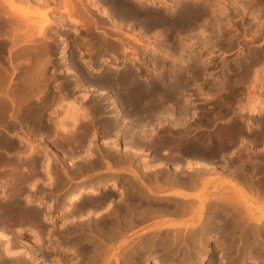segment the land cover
<instances>
[{"label":"rangeland","instance_id":"rangeland-1","mask_svg":"<svg viewBox=\"0 0 264 264\" xmlns=\"http://www.w3.org/2000/svg\"><path fill=\"white\" fill-rule=\"evenodd\" d=\"M139 1L128 0V2H130L132 4L137 2L136 4H138V6H139V8L141 10L149 11L151 13H156L157 12L159 14H162L163 16H167L168 19H167V17H164L163 21H159L160 19H156L155 17H154V19L150 20L148 18L151 17V16L147 17L146 15H143V14L139 15V16H133V17L132 16H122L120 14H117V15L116 14L115 15L112 14V16H113L111 18L112 21H113V23H112L110 18H108L107 15L105 14L106 13L105 11L108 12V11H111V10L108 8V5H106L105 3H102L103 2L102 0H95V4L98 5L97 7H94V6L92 7L91 6L92 4H91V2L89 0H81V5L83 6V7L81 6V9H82V11L84 10V12L87 13L86 14L87 16L86 15L85 16L88 17L87 19L83 20L84 22L83 21H75V22H73L72 20L68 19V14L63 13L65 15L64 19H63L64 23L61 25L60 29H59L60 26H58V25L55 26L54 25V27H56L57 30L59 29V31L53 33V35L51 34L52 38L56 34V36H55L56 40H55V37H54L53 41L54 42L57 41L56 44L53 45V47H54L52 49V54L53 55L52 54L51 55H52V57L55 54H57V53H59L60 55L57 58H55V57L50 58V60L52 59L53 61L51 60V62L49 63L51 65L47 64V66H46L47 70L44 73H47V74H45V77L48 79V80H46V78H45V81L47 82L46 83L47 85H45V86L47 88L44 89V87H45L44 86V87H42L43 88L42 90H40L41 88L38 90V91H42L43 93L42 92H35L37 90H34V93H36V94L33 95V98L31 96L33 93L31 95L29 93V97H28V102L27 103L30 104V105L33 104L34 106H39V107L41 106L40 108L43 109V112L40 109L42 114L40 115L39 118H36V119H40L42 116L45 115V112L48 110V114H49L48 115V119L49 120L50 119H55L57 116H59V117L61 116L62 117L64 115L63 116L64 118H62V120L66 121L67 124L73 125V129L72 130L70 129L71 131H69V129H68L67 132L65 133V131L62 130L64 135L62 134V132H59L60 129L58 130V128L56 127L57 129L55 128L56 130L54 129V132L56 133V135H58L57 136L58 139H60L59 137H61L62 135H63V137H61V138H63V139H67L70 135L72 137L74 136L73 138L70 136V138H72V139L68 138V140H74V139L78 138L79 136H81V135L76 136V134L78 133V129L80 127L81 128L84 127L85 124L89 125L90 121H88V120L91 119L90 118L91 116L88 115L89 116V117H87V119H88L87 121L88 122L86 121L85 123H84V120L82 118H80L79 116H78L79 118L75 117L77 122L80 121L79 125H78L77 123L74 124V121H72V119L74 117L72 118V116L70 114H68L69 112L63 113L61 111L63 110L64 107H65L64 109H67L68 107H69L68 109H70V108L72 109L73 105L76 106V107L79 106L78 108L80 109V111H81L82 108H86L87 106H88V109H89L90 104L89 105H87V104L90 103L93 100V98H94V100L97 99V95L98 94L94 95V94L97 93L95 90H93V91L89 90L88 91L84 87L79 89V90H76L74 95H69L68 98H67V96H65L59 102V104H58L59 107L57 105H55L54 102H51L48 106H46V104L44 103V100L46 98L45 95H46V92L48 91V88L50 90L49 83L51 81L56 80L58 78V77L57 78L55 77L54 79H53V77L52 78H48L50 76V74H48V69L52 66L53 62L54 63L57 62V61H54V59H58V58L62 59V61L59 60V61H61L60 64L56 63L54 65L55 67L60 68V71L67 70V71H65L67 75H73L71 72H69L70 69L66 65V62H67L66 59H67V56H69L68 54L70 53V51L73 53V55L76 54L75 57H74L76 61L73 60L75 62L74 63L75 64L74 67L76 66V69L78 68L77 70L80 71V73H83V74H81L82 76H84L86 74L87 77H89V76L90 77H101V76H103V73L104 74L111 73V74L115 75L116 73L117 74L122 73L123 70H128L130 68L129 70H133L134 69L133 71L135 73H137V75L139 76L138 81H139V83L141 82V84L148 85L150 83L151 84L157 83L158 85L161 84L162 86H164L166 84L165 82L170 83L171 81H177L178 83H181L182 87L179 86L180 88H179V90L176 93L177 97H175L176 99L174 98L176 101L173 99V102L170 101L171 104H169V102L167 100L164 101V104H169V107H170V105H175L176 104L175 105L176 109H174V111H176V112H174V113L172 112L174 115L172 114V116L170 117V116H168V113L166 114V111H163V112L161 111V113L159 111L155 115V117L153 119H151V121H149L143 127L144 130L140 132V134H142V132H143V135H141L142 138H143V136H145L147 139H150L152 142H153V140L155 142L157 138H158L157 140H159V138H160V140H162L161 141L162 143L161 142H160V144L153 143L155 145L154 149H152L154 147V145L151 144L152 142H149V144L147 142L145 144L146 146L145 145H142V146L139 145L138 148H139L140 152H138V153H136L134 155V154L130 153L128 151L127 147L125 146V143H127L128 146H132L131 143H128V142L124 143V141L122 140L123 138L121 137V135L113 136V133L105 134V131H103V130L99 131L98 127H95V125H94V124H96V120L94 121V119H93V123H91L88 126V129L86 130V132L84 134H82V136H81L82 143H83V141H88L89 144L88 143L87 144L84 143L83 144L84 146L82 145L79 148L80 150L75 151L74 155H71V154L70 155H66L67 157L64 158V157H61L59 155V152H55L54 156L51 155L50 150H48L44 146H41L40 144H38L35 139H31L30 138L31 135H34L35 133L33 134V133H28L26 131L16 130V132L12 135V137H15V136L17 137L18 136L22 140V141H20L21 145H19L20 143L18 144V143L14 142L11 145H12V147H14V145H15V147L12 148L9 145L10 147L9 148L7 147V149L9 151H11L13 149H16V150L19 149V151H23V152H26V151L29 152L30 151V153H27L26 155H24V154L20 155V156L25 157V159H24L25 161L23 160L22 164H24L26 167L28 166L27 168H29V169L31 168L32 169V167H34V166L33 165L31 166V164H34L35 161H37V158H41L40 156H41V152L42 151H46V152H44L42 154V156H44V157L46 156V157H48V159H50L49 163H48L47 162L48 159L46 157L45 158L43 157L44 160H42V165H41V167H43V173L41 175L34 173L31 176V174H30V175H27V177L24 178V180H23L22 177L20 178L19 176H16L18 178H16L15 176L14 177L12 176V178L10 177L13 180H17L15 182L16 184L14 185V187L17 186L16 190H17V194H19L18 195V201L21 200V201H19V203H21L23 201H26L29 207H34V204L37 202V200L38 199H42L41 211L46 213L47 220H45V221L43 220V222L39 221L41 223H39V222H33V223L29 222L30 223L29 224L28 221H26L22 217L21 214L19 215V214L15 213L17 217L19 216V218H15L14 217L15 216L14 213L13 214H6V217H3L1 215L2 213H0V215L2 216V217L0 216V224H2V227L0 226V230L1 231L3 229L6 230V231H4V230L3 231L5 233H7L8 235H10V236L6 237V239L5 238H3V239L0 238V247L2 246L4 248V246L7 245L8 248H10V249H8V250H10V252H8L9 254L7 253L5 257L2 254L1 256H3V258H1V259L5 260V261H11L13 263L15 262V264H19V263L20 264H25L24 262H27V261L29 262L30 260H35L34 261L35 264H43V263L45 264V262H46V264L47 263L48 264H73L74 262H78V261L81 262V260L85 259L87 257V253L90 251V247L92 246V244H95V248L97 247V249H99V250L101 249L102 251H104L105 262H107V263L104 262V264H108V262H109V264H111L112 263L111 261L113 260V258L115 256H118V254H119L118 257H120V258L118 259V257H117V263H119V264H137V263L138 264H154L153 263L154 260L157 259L155 257V254L159 253L160 257H162L163 254H164L163 257L168 254L165 251L169 247V246L166 247L165 241H168V240H166L165 236L169 238L172 235L171 233H173V235H174V233L176 231L178 232V230L180 231V229H181V231H185V230H187L190 227V226H187L188 224L190 225V223H192L193 221H198L199 220L197 222V224H201L202 226H205V225L208 224L207 226H205L206 228L203 231L204 235H206V233H208L206 235V236H208V241L206 242V246L209 247V249L205 253V256H204L205 259H204L203 264H216V262H219L220 264H241L240 263L241 261L237 260V259H240L241 256H242L244 258L243 261L246 262V260H247V256H246L247 253L246 252H250V250L247 251L248 250L247 246H248V244L250 245L253 242L250 241V243H249V240H245L244 244H243V241H241L239 245L244 248L242 250L243 252L241 251L242 253L239 254L240 258L237 257L234 260V262L231 263L230 255L233 256V254H235V252L232 249V247L234 245L231 244V240H230V236L231 235L230 234L239 232L240 228L241 229L243 228V229H245L247 231L249 230L250 232L256 234L255 232H257V230H255L253 228L255 226V224H256L254 222L256 221V222H258L257 223L258 225L256 224L255 228H258V226H259V228H262V229H259L260 231L262 230L261 232L260 231L259 232L261 233L260 236H262V235L264 236V228H263L264 227L263 226L264 225V219H263L264 216L261 214L262 212H264V211H262L264 209H262V210L260 209L261 207L264 208V206H263L264 205V178H263L264 176H262V175H264V170H263L264 169V135H255L256 127H258V126L253 125L254 122L260 121L262 118H264V112H263L264 109H259V108H256L258 106H255V105H258L257 102H260V104H264V99L261 97L262 96L261 95L262 91L260 90V86L262 85V83L264 81V61H263L264 60V35H263L264 28L259 27V25L262 26L263 24H258V21H254L252 23H248V20H250V19L259 18V17H262V16L264 17V13H263L264 12V7L259 9V7L257 8V7L252 6V5L251 6H245L244 5V4L249 3V2H251V4H255V3L259 2V0H250V1L249 0H228V1L225 0L227 2H225L224 0H221V1H218L219 3H217V2L214 3V0H196V1L195 0L194 1L193 0H167V1L166 0L165 1L164 0H139ZM55 2H57L59 4L61 3L60 7L63 8V4L62 3L64 2V0H55ZM152 2H153V4H151ZM220 3H221V5H220ZM187 4H189L190 6H188ZM215 4L217 5L218 8L216 7ZM223 5H225V6H223ZM148 6H150V7H148ZM185 6H187L188 8L185 7ZM243 6H244V8H243ZM189 7H191V8H189ZM203 7H204V9H203ZM224 7H226V8H224ZM185 8L189 9V12H190L189 13V16H190L189 20L190 21L188 22V24L184 23L185 21H184V17L183 16L186 13L183 12V11H185ZM242 9H244V10H242ZM158 10H159V12H158ZM193 10L194 11L197 10V11L194 12V14H192ZM258 10H259V12H258ZM200 11L201 12L203 11V12L199 13ZM54 13L56 15H58V16L62 15V13L57 11V10L54 11ZM180 13H182V14H180ZM195 14H198V15H195ZM179 16L180 17L182 16L181 17L182 19ZM89 17L93 18V19H90ZM169 17H171V19ZM190 18H192V19H190ZM202 18L205 19V20H203ZM197 21H199V22H197ZM84 23H85V26L83 25ZM86 23H88L89 25L88 24L86 25ZM244 25H248V26L244 27ZM252 26H256V27L255 28H251ZM114 29H116V30H114ZM256 29H258V30H256ZM107 30H108V32H106ZM102 31H103V35H102ZM1 32H3V31H1ZM1 32H0V40L6 37V35H3V33H1ZM2 36H5V37H2ZM101 36H102V38H101ZM112 38L113 39L115 38V39L113 40ZM118 38H119V40H118ZM235 38L237 40H235ZM217 40L218 41L220 40V41L216 42ZM35 41H32V42L29 41L28 43L22 41L23 43L19 42L18 44H15V45L12 44V42H11L13 47L10 44V41H7L6 42V46L4 47L6 49L3 48L2 50H0V62L3 63L4 59H6V57L9 54V53L7 54V52H9V50H11V49H14V50L11 51L12 53H15V52H18V51L19 52H25L24 50L31 49V53L33 54V52H35V49L33 51V48H29V46H31V44H32V47L34 46V48H37L36 51L38 50V46H39V50H40L42 47H44V45L46 46V44H48V42L47 41L46 42L43 41L42 38L39 39V40L35 39ZM37 41H39V42H37ZM259 41H262V42L261 43H256V42H259ZM201 42H202V45H201ZM20 43H21V45H20ZM214 43H215V45H214ZM253 43H256V44H253ZM26 44L28 45V49L26 48L27 47ZM108 44H109V46H107ZM10 45H11V47H10ZM112 45H113V47H112ZM114 45H115V47H114ZM165 45H167V46H165ZM7 46H9L11 49L9 47H7ZM14 46H16V47H14ZM24 46H25V49H23ZM206 46H208V47H206ZM86 47H88V48L90 47V49H92V50H90L91 52L89 51V49L87 50ZM170 47L172 49H170ZM8 48H9V50H8ZM102 48L103 49L105 48V51L103 52V54H101V57H100V54H97V53L99 52V49L101 50ZM177 48H179V49H177ZM201 48H203V51H202ZM16 49L18 51H16ZM54 49H55V51H54ZM56 49H58V50H56ZM67 50H69V51H67ZM84 50L86 52H84ZM95 51H97V52L95 53ZM79 52H80V57H81L80 59L81 60L79 58H77V57H79L78 56ZM180 52H182V53H180ZM165 53H167V54H165ZM173 54H175V55H173ZM91 55H93V56L91 57ZM134 55H136L137 57H135ZM21 56H19V59L21 58ZM169 57L171 59H169ZM248 57L251 59L250 62L246 61V59ZM23 58H21V59H23L22 61L23 62L26 61L25 58H27V57L24 56ZM176 58H177V60H175ZM182 58L185 59V60H183ZM83 60L86 61V62H84ZM87 61H88V64H87ZM95 61H96L97 64L100 63L99 64L100 66H99L98 69H96V71L93 72L92 70L90 71V67H89L90 64L89 63L93 64ZM64 63H65V65H63ZM96 63H94V64H96ZM227 63H229V64H227ZM77 64H79L78 66L80 68L77 66ZM85 65H87V66H85ZM21 66H22V68H24L23 65H21ZM238 66H239V68H238ZM22 68L20 67V69H22ZM147 68H148V70H146ZM168 68H169V70H166ZM82 69L84 70L85 73L83 72ZM87 69H89V70H87ZM197 70H198V72H197ZM139 74H141V75H139ZM47 75H48V77H47ZM51 75H53V74H51ZM84 77L86 78V76H84ZM75 78H76V82H78L77 81L78 78L73 76V80H75ZM146 79H147V81H146ZM179 80H181V81H179ZM149 81H150V83H149ZM12 82H15V80L12 81ZM212 82H214V83H212ZM232 85H233V87H232ZM214 87H215V89H214ZM222 87H223V89H222ZM84 89H85V91H84ZM79 91L82 92V94L81 93L80 94L77 93ZM84 94H87L86 95L87 97ZM41 95H42V97H43V95L45 97L41 98ZM100 95H98V96L100 97ZM103 95H105V94H103ZM103 95H101V96H103ZM83 97H86V98H83ZM89 97H92V98H89ZM33 99H35V100H33ZM108 99H110V98H106V101H108V102H106V105L107 106L109 105L110 107H113V105L110 103L111 99L110 100H108ZM80 100L81 101L83 100V101L81 102ZM78 101H80V103H78ZM37 102L39 104L43 102L45 104V106L42 105L43 103L39 105ZM77 103H78V105H77ZM43 106H44V108H42ZM184 106H185V109H184ZM180 107H181V110H180ZM59 108H61L62 110L59 109ZM182 108L184 109V111H182ZM111 109L114 110L113 108H111ZM202 109H203V111H202ZM218 109L220 110V113H219ZM57 110H59V111L57 112ZM213 111H215V112H213ZM162 113H164L165 115L162 114ZM91 115H94V114L92 113ZM216 115H218V116H216ZM66 116H68V117L65 119ZM165 117H167V118H165ZM33 119H35V118H33ZM78 119H79V121H78ZM10 121H13V120H10ZM209 121H211V122H209ZM2 122L3 123L7 122V123H5L3 125ZM82 123L84 125H82ZM168 123H170V125ZM0 124L5 126L6 130L9 131V132H13L14 129L17 127L13 123H10V125H9L7 119L0 120ZM180 124L181 125L183 124V125L181 126ZM231 124L232 125L236 124V125H239V126L241 125L240 126L241 127L240 130L236 131L234 133L232 132V134H231V126H232ZM76 125L79 126V127H77ZM48 126L50 127L51 125H48ZM228 126L230 127V129H229ZM74 127L77 128V129H75ZM101 127H103V126L101 125ZM244 127H245V129L243 130ZM8 128H10V130H8ZM174 129L178 130V131H186L187 130L186 131L187 135H190V133H192L191 134L192 136L198 135L197 136L198 138L200 136V139H202V143L200 144L202 150H199L200 152H198V153H194V155L192 154L193 155V157H192V155L189 152H187V151H186L187 152L186 153L185 150H182L180 148L177 149L175 147H174L175 148L174 149L173 147H170L168 143L166 144V139H168L169 137H173V136L169 135V132H171V130L175 131ZM211 129L213 130L212 131L213 133L211 132ZM241 129L243 131H245V132H242ZM215 130H216V133H218L217 130H220L222 133H218V134L215 133L214 134ZM91 131L92 132L94 131V134H92ZM178 131H176V132H178ZM210 132L212 134H210ZM224 132L229 137L226 136V134ZM239 132H240L241 135L239 134ZM194 133H195V135H194ZM201 133H203V134H201ZM235 133H236V135L234 137ZM242 133L243 134L246 133V134L243 135ZM68 134H70V135H68ZM173 134L176 135L175 132H173ZM213 134H214V136L215 135H220V134L225 136V137L220 136V138L218 136V138H219V142H218L219 145H217L218 147L217 146H213V144H212V139H214L213 138L214 137ZM64 136H66V138ZM88 136L90 138L87 139L86 137H88ZM221 137H223V138H221ZM225 138H228L229 140L228 139L226 140ZM147 139H145V140H147ZM248 139H251V141L248 140ZM164 141H165V143H164ZM225 141H230L231 143L229 142L230 144L228 145V142L224 143ZM140 144H142V143H140ZM106 145H108V146H106ZM149 145H150V147L151 146L152 147L148 148L147 146H149ZM158 145L160 146V148H159ZM161 145H162V147H161ZM16 146H17V148H16ZM168 146H169L170 149L167 148ZM220 146L223 149L222 150L220 148L221 151H219L220 150L219 149ZM210 147H212V148H210ZM123 148H125V149H123ZM161 148H163V149H161ZM246 148H247V150H246ZM155 149H157V150H155ZM166 149H168L169 151L171 150L170 153H176V154L173 155L174 158H172L173 159V163H172V161H170L172 159H168L166 156H163L164 154L159 153V152H162L163 150H166ZM225 149H226V151H225ZM155 151L158 152L159 154L156 153ZM178 153L179 154L181 153V155H178ZM217 153H218V155H217ZM101 154H102V156H101ZM17 155H19V154H17ZM96 155H98V156H96ZM151 155H152V157H151ZM242 155L243 156L246 155V157H243ZM122 156H124V157H122ZM186 156H187V158H185ZM210 156L212 157V159H211ZM216 156H217V158H215ZM181 157L183 158L182 160H181ZM190 157H192V158H190ZM262 157H263V159H262ZM80 158H81V160H80ZM198 158H199V160H198ZM46 159H47V161H46ZM186 159H188V160H186ZM236 159H238V161ZM98 160H99V164L97 163ZM121 160H123V161H121ZM174 160H175V162L177 161V163H178L177 171H183L185 173H191L192 169L195 167L194 170L202 169V171L204 170V173L206 172L205 173L206 176H205V174H202V173L198 174V176H200V175L201 176L199 178L197 176L198 180L196 179V182L193 185L194 188H193L192 185H188L186 187V189L184 188L186 190V192L183 191L184 190L183 188H182L183 190L178 188V190H180V191L182 190L181 192H184L185 194H187L186 197L185 196H180V195L175 196V194H169V195L166 194L167 196L165 194H162V195L161 194H156L157 192H159V190L157 191L155 189V187L154 188L151 187V186L154 185V186H157L158 188H160L161 186L167 184L168 187L170 188V185H169L168 182L161 181L160 184L162 182L163 183L166 182V183L162 184L161 186H158L160 184H159V182H156V184H155V180L156 181L162 180L164 175H166L165 172L170 171L169 173L171 174L172 170H174V166H176ZM196 160H198V161H196ZM30 161H31V163H30V167H29V163H27V162H30ZM113 161H115L116 163L113 162ZM161 161H163V162H161ZM77 162L80 163V164H78ZM186 162H188V164ZM198 162H201V163H198ZM206 162H207V164H206ZM255 162H256L257 165L255 164ZM259 162H262L263 164L259 163ZM45 163H46V165H45ZM91 163H93V164H91ZM128 163H129V166H128ZM211 163H212V165H211ZM228 163H230V164H228ZM249 163H250V167H249ZM77 164L84 166L83 169H81L82 171H79L80 173L77 172V170H76L79 167V166H76ZM133 164L135 165V167L133 166ZM149 164H151V165L149 166ZM159 164L167 165V167H166L167 171H165L166 169L162 170L161 168H165V167L162 166V165L159 166ZM196 164H198V166H196ZM236 164L237 165L239 164V166H237ZM259 164H261V165H259ZM190 165H192V166H190ZM251 165H252V167H251ZM17 166H18V164H17ZM54 166H57L58 169L56 168L55 170H52V169H54L53 168ZM255 166H256V168H255ZM258 166H259V168H258ZM260 166H262V167H260ZM106 167H108V168H106ZM125 167H127V168H125ZM196 167H198V168H196ZM214 167H216V169ZM226 167L228 169H226ZM234 167H235V169H233ZM247 167H248L249 170L247 169V172H246L245 169ZM13 168H19V167H13ZM13 168H11V169H13ZM129 168L130 169L136 168V171L135 172L134 171L131 172V170ZM211 168L214 171H212ZM236 168H237V170L239 168V170H238L239 172H237ZM50 169H51V171H50ZM260 169H261V171H260ZM230 170H231V172H234V175H233V173L230 172ZM5 171L6 172L9 171V169L8 170L6 169ZM13 171H15L16 174L17 173L20 174L22 172V171L16 172L17 171L16 169L13 170ZM162 171H164V172H162ZM189 171H191V172H189ZM1 172L3 174H5L4 170H2ZM139 172H141L143 175L141 173H139ZM210 172H211V174H210ZM219 172H221L223 174H221ZM242 172H244V173H242ZM3 174L0 173V175H1L0 178L4 179L3 181L0 179V185H1L0 186V197H5V195H4V194H6L5 192L8 190L9 186L12 187L11 185H13V184H10L11 182L9 183V180L11 181V179H8L9 176L6 175L8 173L5 174L7 177H3L4 176ZM21 174L25 175L26 172H24V173L22 172ZM21 174H20V176H21ZM65 174L67 176H65ZM11 175H14V174L11 173ZM244 175H246V177ZM249 175L251 177H249ZM61 176H63V178ZM236 176H238V178H240V179H238ZM28 177H31V178H28ZM52 177H53V179H52ZM66 177H69L70 179L69 178L66 179ZM124 177H125V179H124ZM133 177H135V178L133 179ZM154 177H157L159 179L158 180H157V178L154 179ZM39 178H41V179L39 180ZM244 178L245 179L247 178V179L245 180ZM249 178L251 180H249ZM19 179L22 180V183H21V180L19 181ZM75 179H77V180H75ZM135 179H136V181H135ZM203 179H205V180L203 181ZM59 180H61V181H59ZM96 180L97 181H101L102 183H104L102 188L98 189V191L95 194H89L87 192H83L80 195L82 199H85V198L87 199V201H86V199L83 200V201L87 202L86 205H84L85 208L83 206L78 207V205H77L78 201L74 200L72 202H74L73 204L76 207L72 208L69 205V207H67L66 209L62 210L63 206L67 202V198L66 197H69L75 191V189L77 187L82 186V185H84L85 187L90 186V185H92V182H96ZM140 180H143V181H140ZM219 180H222L221 183H219L220 182ZM225 180H227V181H225ZM261 180H262V182H261ZM113 181L114 182L118 181L117 184H120V186L117 185L115 188H113L115 190H113V189L110 190L109 189V184L111 182H113ZM120 181H121V183H120ZM13 183H14V181H13ZM128 183H129V185H128ZM157 183H158V185H157ZM217 183L220 184V185H218V187L220 186V188H218L220 190H218L217 187L215 188V185ZM138 184H139V186H138ZM145 184L147 185V187H149V188L151 187V189H153V190L155 189L154 191H157V192L155 194L147 193L149 188L147 189ZM51 186L52 187L54 186V187L52 188ZM55 186H56V188H55ZM126 186H127V188H126ZM229 186H231V187H229ZM59 187H60V189H59ZM138 187H140V188H138ZM166 187L167 186L165 185L164 190L166 189ZM173 187H180V185H177V186L173 185ZM54 188L57 189V190H55ZM171 188H172V186H171ZM187 188H190V189H187ZM224 188L228 189V190H231V191H232V189H236L237 190V191L236 190L232 191L234 193L236 192V194L238 193L237 194L238 195L237 198L235 197L236 194H233L232 192H231L232 193L231 194L230 192H228V194L229 193L231 194V198L233 197V199H234V201L233 200L232 201L235 202V204L237 203L236 205L233 204V202H231V204H230L231 199H229V201H228L229 203L227 202L228 198L224 199L225 200L224 202L225 203L227 202V204L230 205V206H228L227 204L223 203L222 200L218 199L220 197L217 198L218 191H219V195L221 193H223V192H227L228 191V190L224 191L225 190ZM18 189L20 190V192H19ZM143 190H145V191H143ZM161 190H163V189H160V191ZM214 192H217L216 196H215ZM249 192H250V194H249ZM255 193H257V194H255ZM132 194H133L134 197L132 196ZM212 195H214L216 197L215 198L213 196L215 198V200L217 199L219 202L215 201L213 199ZM233 195H235V196H233ZM240 195H242V196H240ZM255 195H257V196H255ZM176 197H178V198L180 197L181 199L180 198L178 199ZM208 198H210V199H208ZM243 198H245V199H243ZM260 198L261 199L263 198V200H261ZM43 199H44V201H43ZM199 199L201 200V203H202V206H201L202 209H201V214H200V216L198 218L196 216V214H195V212H196L195 210H196L197 205L200 202ZM212 200H213V202H211ZM236 200H238V201H236ZM184 201H185V203H187L186 206L182 205V202H184ZM214 201L216 202V206H215V202ZM240 202H242L243 204L240 203ZM185 203H183V204H185ZM47 204H50L53 207L49 205V208L52 207L51 209H49L46 206ZM187 205H188V207L190 205H193L194 208H193V206H190V207H192V211L194 210L195 212L194 213H192V211L190 212L191 208L189 209L187 207ZM176 206H178L177 207L178 209L179 208L181 209V212H180V209L179 210L178 209L177 210L174 209V208H176ZM218 207L222 208L221 212H220L221 209L219 210ZM241 208H242L243 211L241 210ZM243 208H245L247 210H245ZM253 208H255V209H253ZM184 209L186 210V212L184 211ZM256 209H259V210H256ZM161 210H162V212H161ZM187 210L189 211L190 214H193L194 216L190 218V214L188 213ZM229 210L230 211L232 210V211L230 212ZM238 210H239V212H238ZM177 211H178V213H176ZM212 211H214V212H212ZM245 211H246L247 216L250 215V213H251V215L249 217H247L245 214H243ZM179 212L181 214L183 212V215H182L183 217L181 215H178V214H180ZM206 212H207V214H205ZM85 213H87V214H85ZM155 213L157 215H155ZM239 214L240 215L242 214V215L246 216V217H244L246 223L243 222L244 218H243L242 215H241L242 219L239 218L240 217ZM8 215L9 216L11 215L10 218H13L12 221L8 217ZM77 215H79V216H77ZM209 215H211V217ZM258 215H259V217H258ZM82 216H84V218ZM206 216L209 217V218H207ZM7 217H8V219H7ZM196 217L198 218V220L196 219ZM236 217H237V219H236ZM5 218H6V220H4ZM19 219H21V220H19ZM200 219L202 221H200ZM228 219H230V220H228ZM250 219H254L255 221L253 220L254 222H251L252 220H250ZM7 220H8V224L6 222ZM237 220L243 222V224L241 225V222H238ZM248 220H249V222H247ZM2 221H4V222H2ZM126 221L128 223H125ZM24 222H27V224L24 223ZM230 222H231V224H230ZM250 222L252 223V225H251ZM261 222H262V225H261ZM5 223L8 225V227H7V225ZM36 223H38L40 225L36 226L35 225ZM220 223H221V225H220ZM232 223H233V225H232ZM239 223H240L241 226H239L240 228L237 229V227H238L237 225H239ZM4 224L6 226H4ZM244 224H245V226H244ZM182 225H184V227ZM210 225H212V226H210ZM227 225H228V227L230 226L229 227L230 229L227 227ZM250 225H251V227H250ZM220 226H222V228H224V229L223 230L222 229H218V228H221ZM9 228L10 229L12 228V229L10 230ZM30 228L37 229V230H40L42 232V233H40L41 236H42L41 237V241H39L40 243L39 242L38 243L37 242H33L32 243L33 244L32 247L30 245L28 246L24 242L25 240L33 241V238L29 236ZM185 228H187V229H185ZM226 228H227V230H226ZM42 229H43V231H42ZM89 230L90 231L92 230V231L90 232ZM97 230H99V231H97ZM254 230H255V232H254ZM210 231H211L212 234L210 233ZM25 233H26V235H25ZM84 237H85V239H84ZM156 237H158L159 239L156 238ZM222 237L224 238V240L226 242H224ZM18 238L21 241V244H20V241H18L17 243H19L20 245L15 243L16 242L15 240L18 239ZM110 238H113V239L110 240ZM155 238H156V240H155ZM220 238H221V241L223 240L222 243L220 241ZM100 239H102V240L100 241ZM216 240H218L219 242L217 243ZM260 240L263 241V237ZM143 241H144V243H142ZM147 242L148 243L150 242V243L148 244ZM12 243L15 246L12 245ZM73 243H75V244H73ZM159 243H160V245H159ZM76 244H77V246H75ZM142 244H144V245H142ZM37 245L39 246L40 249L38 248ZM153 245L155 246L154 249L152 248ZM156 245H159V246L156 247ZM29 247L31 249H29ZM98 247H100V248H98ZM173 248H174V246H173ZM175 248L177 250L179 248V251H181L182 246L181 247L180 246L179 247L175 246ZM175 248H174V250H176ZM252 248L254 250L257 249V247H255V246H252ZM142 249L145 252L142 251ZM169 249H172V248L169 247ZM15 250L16 251L18 250V251L16 252ZM75 250H76V252H75ZM105 250H107V251L105 252ZM201 250H203L202 247H201ZM84 252H85V254H83ZM136 252H138V253L136 254ZM154 252H155V254H154ZM110 253H112V255L114 253L115 255L112 256V255H110ZM165 253H167V254H165ZM243 253H245V254H243ZM144 254H148V255L145 257ZM219 254L221 255V257L222 256L223 257L226 256L225 257L226 259L225 258H220V259H222V262L219 261V256H220ZM256 254H258V256H257L258 258L257 257H255V258L252 257V259L248 258V264H252V263L253 264H260V263L264 264L263 263L264 262L263 249H262V251L260 253H257V252H254V251L251 253V255H253V256H256ZM7 255H9V256L7 257ZM28 255H31V257L28 256ZM82 255L85 258H83ZM101 255H103V253H101ZM143 255H144V257H143ZM109 256H111V258ZM132 256L134 257V260H132L133 263L130 260V259L133 258ZM181 256H182V254L181 255H176V254L175 255H171L170 254V256L168 255L170 260L172 259L171 262L174 263V264L178 263V261L181 258ZM259 256H261L263 258V262H262V258H260ZM140 259H141V261H140ZM260 260H261V262H260ZM244 262H243V264H244ZM26 264H28V263H26Z\"/></svg>","mask_w":264,"mask_h":264},{"label":"bare ground","instance_id":"bare-ground-1","mask_svg":"<svg viewBox=\"0 0 264 264\" xmlns=\"http://www.w3.org/2000/svg\"><path fill=\"white\" fill-rule=\"evenodd\" d=\"M90 2H91V6L93 7H97L98 5L97 4H95V0H89ZM103 2L102 3H105L106 5H108V8L111 10V11H105L106 13V15H107V17L108 18H110V20L112 21V14L113 15H117V14H120V15H122V16H139V15H146L147 17L148 16H151V17H149L148 19H154V17L156 18V19H160L159 21H163L164 20V17H167V16H163L162 14H159V13H151V12H149V11H145V10H141L140 8H139V6H138V4H136V3H134V4H132V3H130V2H128V0H102ZM135 1H139V0H135ZM165 1V0H164ZM167 1V0H166ZM194 1V0H193ZM192 1V2H193ZM196 1V0H195ZM218 1H221V0H214V3L215 2H217V3H219ZM225 1V0H224ZM228 1V0H227ZM227 1H225V2H227ZM250 1V0H249ZM83 2V1H82ZM132 2V1H131ZM134 2V1H133ZM140 2V1H139ZM155 2V1H154ZM212 2V1H211ZM156 3V2H155ZM175 3V2H174ZM187 3V2H186ZM216 3V4H217ZM61 4V3H60ZM60 4L59 3H57V2H55V0H0V32L1 31H3V32H1V33H3V35H6V37L5 36H2V37H5V38H3V39H1L0 40V50H2L5 46H6V42L7 41H10V44H11V42H12V44H18L19 42H29V41H35V39H41L42 38V40L43 41H47L48 42V44H46V46L44 45V47H42L40 50H39V46H38V50L36 51V49L37 48H34V46L32 47V44H31V46H29V48H33V51H34V49H35V52H33V54L31 53V49H28V45H27V49L28 50H24L25 52H19L17 49H16V51H18V52H15V53H12L11 51L12 50H14V49H11L10 47H11V45H10V47L9 46H7V47H9L11 50H9V48H8V50H9V52H7V54H8V56L6 57V59H4V61H3V63L2 62H0V120H4V119H7L8 120V122L9 123H13L14 121L16 122L17 121V119H20L21 117H28V118H31V121L33 120L32 118H35L34 120H36V118H39L40 117V115L42 114V112H43V109H41L39 106H34L33 104L32 105H30V104H28L27 102H28V97H29V93H30V95L32 96V98H33V95L34 94H36V93H34V90H37V91H35V92H42V91H38L40 88V90H42L43 88L42 87H44L45 85H47L46 83V81H45V74H47V73H44V72H46V66H47V64H49L50 62H51V60H50V58H53L52 57V49H53V38L56 36V34H55V36L52 38V36H51V34L53 35V33H55V32H57V31H59V29L61 28V25L64 23L63 21V19H64V14L63 13H66V14H68V19L69 20H72L73 22H75V21H83L84 19H87L88 17H86L87 15V13H85L84 12V10L82 11V9H81V0H64V2L62 3L63 4V8H61L60 7ZM151 4H153V2L151 3ZM213 4V3H212ZM215 4V5H216ZM225 4V3H224ZM231 4V3H230ZM85 5V4H84ZM188 6H190L189 4H187ZM218 5V4H217ZM217 5H216V7H217ZM220 5H221V3H220ZM248 5V4H247ZM262 5V4H261ZM184 6V5H183ZM182 6V7H183ZM197 6V5H196ZM195 6V7H196ZM223 6H225V5H223ZM83 7V6H82ZM148 7H150V6H148ZM185 7H187V6H185ZM194 7V8H195ZM264 7V6H263ZM105 8V7H104ZM167 8V7H166ZM188 8V7H187ZM189 8H191V7H189ZM218 8V7H217ZM224 8H226V7H224ZM242 8V7H241ZM243 8H244V6H243ZM258 8V7H257ZM260 8H262V7H259V9ZM95 9V8H94ZM98 9V8H97ZM197 9V8H196ZM203 9H204V7H203ZM230 9V8H229ZM240 9V8H239ZM59 11V12H61L62 13V15H56L55 13H54V11ZM107 10V9H106ZM153 10V9H152ZM198 10V9H197ZM196 10V11H197ZM200 10V9H199ZM242 10H244V9H242ZM177 11V10H176ZM179 11V10H178ZM196 11H192L193 13L192 14H194V12H196ZM204 11V10H203ZM202 11V12H203ZM90 12V11H89ZM158 12H159V10H158ZM169 12V11H168ZM180 12V11H179ZM183 12H185L186 14L183 16L184 17V23H187L188 24V22L190 21L189 20V9H186L185 8V11H183ZM201 11L199 12V13H202ZM206 12V11H205ZM220 12V11H219ZM258 12H259V10H258ZM163 13V12H162ZM232 13V12H231ZM236 13V12H235ZM264 13V12H263ZM165 14V13H164ZM178 14V13H177ZM180 14H182V13H180ZM179 14V15H180ZM86 15V16H85ZM101 15V14H100ZM195 15H198V14H195ZM204 15V14H203ZM232 15V14H231ZM236 15V14H235ZM89 16V15H88ZM153 16V17H152ZM169 16V15H168ZM178 16V15H177ZM229 16V15H228ZM260 16V15H259ZM262 16V15H261ZM93 17V16H92ZM99 17V16H98ZM180 17V16H179ZM182 17V16H181ZM180 17V18H181ZM211 17V16H210ZM90 18V17H89ZM96 18V17H95ZM107 18V19H108ZM138 18V17H137ZM170 19H171V17H169ZM206 18V17H205ZM90 19H93V18H90ZM114 19V18H113ZM147 19V20H148ZM166 19V18H165ZM167 19H168V17H167ZM182 19V18H181ZM180 19V20H181ZM190 19H192V18H190ZM203 19V18H202ZM210 19V18H209ZM217 19V18H216ZM223 19V18H222ZM203 20H205V19H203ZM208 20V19H207ZM71 21V22H72ZM86 21V20H85ZM90 21V20H89ZM116 21V20H115ZM114 21V22H115ZM216 21V20H215ZM219 21V20H218ZM84 22V21H83ZM88 22V21H87ZM110 22V21H109ZM172 22V21H171ZM197 22H199V21H197ZM201 22V21H200ZM203 22V21H202ZM228 22V21H227ZM82 23V22H81ZM112 23H113V21H112ZM164 23V22H163ZM183 23V22H182ZM220 23V22H219ZM231 23V22H230ZM88 23H86V25H87ZM102 24V23H101ZM100 24V25H101ZM190 24V23H189ZM196 24V23H195ZM201 24V23H200ZM204 24V23H203ZM208 24V23H207ZM54 25L56 26V25H58V26H60L59 27V29L57 30L56 29V27H54ZM84 26H85V23L83 24ZM89 25V24H88ZM71 26V25H70ZM114 26V25H113ZM117 26V25H116ZM153 26V25H152ZM162 26V25H161ZM169 26V25H168ZM185 26V25H184ZM63 27V26H62ZM87 27V26H86ZM144 27V26H143ZM104 28V27H103ZM108 28V27H107ZM121 28V27H120ZM200 28V27H199ZM205 28V27H204ZM209 28V27H208ZM228 28V27H227ZM87 29V28H86ZM175 29V28H174ZM88 30V29H87ZM86 30V31H87ZM110 30V29H109ZM114 30H116V29H114ZM113 30V31H114ZM173 30V29H172ZM171 30V31H172ZM219 30V29H218ZM256 30H258V29H256ZM118 31V30H117ZM211 31V30H210ZM223 31V30H222ZM99 32V31H98ZM106 32H108V30L106 31ZM176 32V31H175ZM183 32V31H182ZM96 33V32H95ZM110 33V32H109ZM115 33V32H114ZM194 33V32H193ZM197 33V32H196ZM203 33V32H202ZM101 34V33H100ZM111 34V33H110ZM257 34V33H256ZM102 35H103V31H102ZM202 35V34H201ZM37 36V37H36ZM109 36V35H108ZM175 36V35H174ZM216 36V35H215ZM231 36V35H230ZM95 37V36H94ZM187 37V36H186ZM211 37V36H210ZM218 37V36H217ZM101 38H102V36H101ZM203 38V37H202ZM234 38V37H233ZM232 38V39H233ZM113 39V38H112ZM115 39V38H114ZM113 39V40H114ZM117 39V38H116ZM229 39V38H228ZM250 39V38H249ZM254 39V38H253ZM55 40H56V37H55ZM85 40V39H84ZM118 40H119V38H118ZM222 40V39H221ZM235 40H237L236 38H235ZM168 41V40H167ZM212 41V40H211ZM220 41V40H219ZM218 40L216 41V42H219ZM22 42V43H23ZM36 42V41H35ZM37 42H39V41H37ZM57 42V41H56ZM84 42V41H83ZM104 42V41H103ZM173 42V41H172ZM55 43V42H54ZM74 43V42H73ZM110 43V42H109ZM115 43V42H114ZM208 43V42H207ZM223 43V42H222ZM227 43V42H226ZM56 44V43H55ZM75 44V43H74ZM100 44V43H99ZM172 44V43H171ZM253 44H256V43H253ZM20 45H21V43H20ZM84 45V44H83ZM123 45V44H122ZM201 45H202V42H201ZM206 45V44H205ZM213 45V44H212ZM214 45H215V43H214ZM223 45V44H222ZM232 45V44H231ZM42 46V45H41ZM57 46V45H56ZM101 46V45H100ZM107 46H109V44L107 45ZM165 46H167V45H165ZM200 46V45H199ZM12 47H13V45H12ZM14 47H16V46H14ZM18 47V46H17ZM112 47H113V45H112ZM111 47V48H112ZM114 47H115V45H114ZM117 47V46H116ZM178 47V46H177ZM206 47H208V46H206ZM217 47V46H216ZM87 48V50L89 49V51L90 50H92V49H90V47L88 48V47H86ZM96 48V47H95ZM99 48V47H98ZM110 48V49H111ZM119 48V47H118ZM165 48V47H164ZM167 48V47H166ZM169 48V47H168ZM174 48V47H173ZM205 48V47H204ZM4 49H6V48H4ZM23 49H25V46H24V48ZM170 49H172L171 47H170ZM177 49H179V48H177ZM198 49V48H197ZM202 49V51H203V48H201ZM213 49V48H212ZM57 50V49H56ZM94 50V49H93ZM114 50V49H113ZM112 50V51H113ZM164 50V49H163ZM210 50V49H209ZM54 51H55V49H54ZM53 51V52H54ZM60 51V50H59ZM105 51V48L103 49H99V52L97 53V54H100V57H101V54H103V52ZM111 51V52H112ZM121 51V50H120ZM174 51V50H173ZM213 51V50H212ZM242 51V50H241ZM91 52V51H90ZM97 51H95V53H96ZM249 52V51H248ZM4 53V52H3ZM174 53V52H173ZM180 53H182V52H180ZM179 53V54H180ZM263 53V52H262ZM52 54V55H51ZM89 54V53H88ZM92 54V53H91ZM116 54V53H115ZM134 54V53H133ZM136 54V53H135ZM165 54H167V53H165ZM178 54V55H179ZM247 54V53H246ZM253 54V53H252ZM257 54V53H256ZM22 55V56H21ZM69 56H67V62H66V65L69 67V69H70V71L69 72H71L72 74H73V76L74 77H77L78 78V82H76V78H75V80H74V88H76V89H81V88H85L86 90H95L97 93L96 94H94V95H103V94H105V95H103V96H101L100 95V97L97 95V99H95L94 100V98H93V100L90 102V106H89V109H88V106L86 107V108H82L81 109V111H80V109L78 108L79 106H72V109L70 110V109H64L63 107V110L61 109V108H59V109H61L62 111L61 112H63V113H67V112H69L68 114H70L71 116H72V121H74V124H78L79 125V119H78V121L79 122H77V120H76V118L75 117H77V118H82L83 120H84V123L88 120L87 119V117H89L88 115H90L91 117V119L90 120H88V121H90L89 122V125L92 123V121H93V119H94V116H97V118L99 119V124H101L102 126H103V131H105V134H110V133H113V136H119V135H121V137L123 138L122 140L124 141V143L125 142H128V143H131V145L132 146H128V144L127 143H125V146L127 147V149H128V151L130 152V153H132V154H136V153H138V152H140V150H139V148H138V146L139 145H145L147 142H148V144H149V142H152L150 139H147L145 136H143V138H142V136L141 135H143V132H142V134H140V132L141 131H143L144 129H143V127L149 122V121H151V119H153L154 117H155V115L160 111V113H161V111L163 112V111H166V114L168 113V116H172V114L174 113V112H176V111H174V109H176L175 108V105H170V107H169V104H171L170 103V101L171 102H173V99L175 98V97H177V95H176V93H177V91L179 90V86H181V83H178L177 81H171L170 83H168V82H165L166 84L164 85V86H162L161 84L160 85H158L157 83H154V84H151L150 83V81H149V83L150 84H148V85H145V84H141V82L139 83V81H138V79H139V76L137 75V73H135L133 70H123V72L122 73H119V74H115V75H113V74H111V73H107V74H104L103 73V76H101V77H90L89 75V77H87V75L85 74L84 76H86V78L84 77V76H82L81 74H83V73H80V71H78L77 69H76V66L74 67V61L73 60H75V55H73V53L70 51V53L68 54ZM137 55V54H136ZM136 55H134L135 57H137ZM164 55V54H163ZM173 55H175V54H173ZM244 55V54H243ZM255 55V54H254ZM4 56V55H3ZM19 56H21V58H23L24 56L25 57H27V58H25L26 59V61H22L23 59H19ZM73 56V57H72ZM93 55H91V57H92ZM117 56V55H116ZM177 56V55H176ZM240 56V55H239ZM252 56V55H251ZM71 57V58H70ZM181 57V56H180ZM241 57V56H240ZM257 57V56H256ZM77 58H81L80 57V55H79V57H77ZM98 58V57H97ZM114 58V57H113ZM117 58V57H116ZM161 58V57H160ZM198 58V57H197ZM243 58V57H242ZM241 58V59H242ZM259 58V57H258ZM84 59V58H83ZM90 59V58H89ZM169 59H171L170 57H169ZM183 59V58H182ZM187 59V58H186ZM248 59V58H247ZM257 59V58H256ZM81 60V59H80ZM175 60H177V58L175 59ZM183 60H185V59H183ZM182 60V61H183ZM200 60V59H199ZM231 60V59H230ZM53 61V60H52ZM58 61V60H57ZM62 61V60H61ZM76 61V60H75ZM84 61V60H83ZM82 61V62H83ZM89 61V60H88ZM88 61H87V64H88ZM150 61V60H149ZM168 61V60H167ZM23 62V63H22ZM65 62V61H64ZM84 62H86V61H84ZM83 62V63H84ZM100 62V61H99ZM98 62V63H99ZM122 62V61H121ZM188 62V61H187ZM207 62V61H206ZM235 62V61H234ZM60 64V62H53L52 63V66H54L55 64ZM81 63V62H80ZM93 63V62H92ZM94 63H96V61L94 62ZM91 64V63H89L90 64V71L92 70L93 72L94 71H96V69H98L99 68V64ZM132 63V62H131ZM182 63V62H181ZM180 63V64H181ZM209 63V62H208ZM223 63V62H222ZM124 64V63H123ZM145 64V63H144ZM163 64V63H162ZM196 64V63H195ZM204 64V63H203ZM207 64V63H206ZM227 64H229V63H227ZM21 65H23L24 66V68H22V66ZM49 65H51V64H49ZM63 65H65V63L63 64ZM79 64H77V66H78ZM117 65V64H116ZM164 65V64H163ZM187 65V64H186ZM194 65V64H193ZM208 65V64H207ZM259 65V64H258ZM58 66V65H57ZM81 66V65H80ZM83 66V65H82ZM85 66H87V65H85ZM178 66V65H177ZM191 66V65H190ZM204 66V65H203ZM20 67L23 69H20ZM79 67V66H78ZM171 67V66H170ZM49 68V67H48ZM57 68V67H56ZM67 68V67H66ZM80 68V67H79ZM101 68V67H100ZM109 68V67H108ZM155 68V67H154ZM167 68V67H166ZM177 68V67H176ZM175 68V69H176ZM238 68H239V66H238ZM259 68V67H258ZM55 69V68H54ZM105 69V68H104ZM62 70V69H61ZM83 70V69H82ZM87 70H89V69H87ZM143 70V69H142ZM146 70H148V68L146 69ZM166 70H169V68L168 69H166ZM209 70V69H208ZM235 70V69H234ZM239 70V69H238ZM257 70V69H256ZM55 71V70H54ZM65 71H67V70H65ZM64 71V72H65ZM139 71V70H138ZM144 71V70H143ZM142 71V72H143ZM150 71V70H149ZM160 71V70H159ZM224 71V70H223ZM82 72V71H81ZM83 72H84V70H83ZM88 72V71H87ZM137 72V71H136ZM158 72V71H157ZM194 72V71H193ZM197 72H198V70H197ZM207 72V71H206ZM227 72V71H226ZM256 72V71H255ZM66 73V72H65ZM85 73V72H84ZM145 73V72H144ZM179 73V72H178ZM224 73V72H223ZM55 74V73H54ZM54 74H53V76L51 75V73H50V76L48 77V75H47V77L48 78H52L53 77V79L55 78V76H54ZM62 74V73H61ZM64 74V73H63ZM90 74V73H89ZM153 74V73H152ZM159 74V73H158ZM248 74V73H247ZM254 74V73H253ZM67 75V74H66ZM139 75H141V74H139ZM171 75V74H170ZM181 75V74H180ZM190 75V74H189ZM238 75V74H237ZM72 76V77H73ZM172 76V75H171ZM182 76V75H181ZM197 76V75H196ZM203 76V75H202ZM224 76V75H223ZM253 76V75H252ZM58 77V76H57ZM169 77V76H168ZM190 77V76H189ZM236 77V76H235ZM170 78V77H169ZM196 78V77H195ZM224 78V77H223ZM228 78V77H227ZM59 79V78H58ZM58 79H56V80H58ZM154 79V78H153ZM171 79V78H170ZM176 79V78H175ZM180 79V78H179ZM188 79V78H187ZM186 79V80H187ZM222 79V78H221ZM15 80V82H12V81H14ZM46 80H48L47 78H46ZM62 80H63V78H62ZM71 80V79H70ZM69 80V81H70ZM155 80V79H154ZM153 80V81H154ZM178 80V79H177ZM182 80V79H181ZM181 80H179V81H181ZM236 80V79H235ZM68 81V82H69ZM146 81H147V79H146ZM196 81V80H195ZM222 81V80H221ZM66 82V81H65ZM76 82V83H75ZM164 82V81H163ZM184 82V81H183ZM71 84H72V82H70ZM144 83V82H143ZM186 83V82H185ZM212 83H214V82H212ZM236 83V82H235ZM246 83V82H245ZM14 84V85H13ZM59 84V83H58ZM63 84H64V82H63ZM147 84V83H146ZM224 84V83H223ZM240 84V83H239ZM252 84V83H251ZM73 85V84H72ZM214 85V84H213ZM236 85V84H235ZM226 86V85H225ZM246 86V85H245ZM59 87V86H58ZM68 87H69V85H68ZM182 87V86H181ZM232 87H233V85H232ZM236 87V86H235ZM45 88H47L46 86L44 87V89ZM197 88V87H196ZM218 88V87H217ZM245 88V87H244ZM253 88V87H252ZM85 89H84V91H85ZM214 89H215V87H214ZM222 89H223V87H222ZM47 90V89H46ZM56 90V89H55ZM58 90H59V88H58ZM63 90V89H62ZM75 90V89H74ZM83 90V89H82ZM45 91V90H44ZM60 91V90H59ZM58 91V92H59ZM65 91H67V90H65ZM181 91V90H180ZM223 91V90H222ZM225 91V90H224ZM80 92V91H79ZM218 92V91H217ZM226 92V91H225ZM43 93V92H42ZM60 94H59V97H58V100H57V102H56V104L55 105H57L58 106V104H59V102L65 97L64 95H65V93H63V95H62V93H61V91L59 92ZM72 93V92H71ZM82 93V92H81ZM38 94V93H37ZM88 94V93H87ZM87 94H84L85 96L87 95ZM191 94V93H190ZM222 94V93H221ZM74 95V94H73ZM108 95V96H107ZM211 95V94H210ZM46 98H45V100H44V103L46 104V106H48L51 102H53V101H49V97L51 96V94H50V90H49V88H48V91L46 92ZM44 95H43V97H45ZM257 96V95H256ZM42 97V95H41V98H43ZM53 97V96H52ZM71 97V96H70ZM87 97V96H86ZM86 97H83V98H86ZM187 97V96H186ZM36 98V97H35ZM68 98V97H67ZM74 98V97H73ZM89 98H92V97H89ZM106 98H110L111 99V101H110V103L113 105V107H110L109 105V107L106 105V102H108V101H106ZM189 98V97H188ZM223 98V97H222ZM249 98V97H248ZM40 99V98H39ZM110 99H108V100H110ZM176 99V98H175ZM174 99V100H175ZM185 99V98H184ZM217 99V98H216ZM224 99V98H223ZM31 100V99H30ZM33 100H35V99H33ZM37 100V99H36ZM88 100V99H87ZM168 101L169 102V104H164V101ZM179 100V99H178ZM186 100V99H185ZM218 100V99H217ZM72 101V100H71ZM74 101V100H73ZM81 101V100H80ZM80 101H78V103H80ZM83 101V100H82ZM81 101V102H82ZM176 101V100H175ZM216 101V100H215ZM220 101V100H219ZM251 101V100H250ZM41 102V101H40ZM77 102V101H76ZM252 102V101H251ZM250 102V103H251ZM38 103V102H37ZM43 103V102H42ZM42 103H40V104H42ZM42 104V105H44L45 106V104ZM74 103V102H73ZM78 103H77V105H78ZM188 103V102H187ZM39 104V103H38ZM39 104V105H40ZM72 104V103H71ZM75 104V103H74ZM227 104V103H226ZM257 104L258 105H255V106H258V107H256V108H259V109H264V104H260V102H257ZM70 105V104H69ZM68 105V106H69ZM80 105V104H79ZM88 105V104H87ZM230 105V104H229ZM228 105V106H229ZM245 105V104H244ZM44 106L42 107V108H44ZM71 106V105H70ZM179 106V105H178ZM181 106V105H180ZM59 107V106H58ZM83 107V106H82ZM212 107V106H211ZM251 107V106H250ZM249 107V108H250ZM50 108V107H49ZM81 108V107H80ZM111 108H113L114 110H112ZM199 108V107H198ZM42 110V112H41V110ZM46 109V108H45ZM51 109V108H50ZM179 109V108H178ZM184 109H185V106H184ZM184 109L182 108V111H184ZM201 109V108H200ZM209 109V108H208ZM180 110H181V107H180ZM199 110V109H198ZM219 110V109H218ZM254 110V109H253ZM252 110V111H253ZM258 110V109H257ZM55 111V110H54ZM59 110H57V112H58ZM187 111V110H186ZM190 111V110H189ZM202 111H203V109H202ZM236 111V110H235ZM171 112V113H170ZM173 112V113H172ZM196 112V111H195ZM207 112V111H206ZM213 112H215V111H213ZM264 112V111H263ZM94 114V115H91V114ZM159 113V114H160ZM165 113V112H164ZM164 113H162V114H164ZM219 113H220V110H219ZM59 114V113H58ZM211 114V113H210ZM49 115V114H48ZM67 115V114H66ZM161 115V114H160ZM165 115V114H164ZM174 115V114H173ZM190 115V114H189ZM197 115V114H196ZM64 116V115H63ZM59 117V116H57L55 119H50L51 120V122H52V125L51 126H53V129H55L56 127L58 128V130H59V132H62V130L63 131H65V133L67 132V130L69 129V131H71L72 129H73V125H71V124H67V122L66 121H64V120H62V118H64V117ZM79 116V117H78ZM158 116V115H157ZM199 116V115H198ZM216 116H218V115H216ZM68 116H66L65 117V119L67 118ZM163 117V116H162ZM180 117V116H179ZM214 117V116H213ZM212 117V118H213ZM27 118V119H28ZM42 118V120H44L43 119V116L41 117ZM41 118H40V120H41ZM47 118V117H46ZM51 118V117H50ZM165 118H167V117H165ZM48 119V118H47ZM86 119V120H85ZM96 119V118H95ZM179 119V118H178ZM192 119V118H191ZM196 119V118H195ZM201 119V118H200ZM208 119V118H207ZM10 120H13V121H10ZM23 120V119H22ZM30 120V119H29ZM38 120V119H37ZM40 120L39 121H37V122H39L40 123ZM49 120V119H48ZM81 120V119H80ZM97 120V119H96ZM237 120V119H236ZM19 121V120H18ZM47 121V120H46ZM87 121V122H88ZM179 121V120H178ZM181 121V120H180ZM199 121V120H198ZM36 122V121H35ZM83 122V121H82ZM98 122V121H97ZM96 122V123H97ZM175 122V121H174ZM187 122V121H186ZM185 122V123H186ZM209 122H211V121H209ZM3 123V122H2ZM5 123H7V122H5ZM5 123H3V125L5 124ZM20 123V122H19ZM28 123V122H27ZM30 123V122H29ZM29 123L27 124V125H29ZM31 123H33V122H31ZM31 123H30V125H31ZM72 123V122H71ZM172 123V122H171ZM182 123V122H181ZM194 123V122H193ZM238 123V122H237ZM240 123V122H239ZM244 123V122H243ZM26 124V123H25ZM42 124V122L40 123V125ZM73 124V123H72ZM161 124V123H160ZM169 125H170V123H168ZM205 124V123H204ZM211 124V123H210ZM241 124V123H240ZM2 124H0V161H1V163H3V165H4V162H2V159L3 158H7L8 157V155H9V153L10 152H12V151H9L8 149H7V147L9 148L10 146L12 147V143H14V141L15 140H18V141H22L18 136V138L16 137V139L13 141V137H12V135L14 134L13 132H9V131H7L6 130V128H5V126H3ZM7 125V124H6ZM22 125V124H21ZM24 125V124H23ZM22 125V126H23ZM34 125V124H33ZM43 125H44V123H43ZM49 125V124H48ZM47 125V126H48ZM82 125H84L83 123H82ZM89 125H87V124H85L84 126H89ZM95 125V124H94ZM97 125V124H96ZM172 125V124H171ZM181 125V124H180ZM183 125V124H182ZM181 125V126H182ZM196 125V124H195ZM232 125V124H231ZM245 125V124H244ZM15 126H18V125H16L15 124ZM51 126H50V128H51ZM55 126V127H54ZM77 126V125H76ZM161 126V125H160ZM210 126V125H209ZM241 126V125H240ZM239 125H236V124H233L232 126H231V134H232V132L234 133V132H236V131H239L240 130V127ZM21 127V126H20ZM25 127V126H24ZM28 127V126H27ZM49 127V126H48ZM77 127H79V126H77ZM192 127V126H191ZM221 127V126H220ZM223 127V126H222ZM229 127V126H228ZM227 127V128H228ZM243 127V126H242ZM43 128V127H42ZM56 128V129H57ZM75 128V127H74ZM86 128L87 127H85V131H86ZM93 128V127H92ZM91 128V129H92ZM165 128V127H164ZM169 128V127H168ZM208 128V127H207ZM225 128V127H224ZM226 128V129H227ZM16 130H17V127L15 128ZM27 129V128H26ZM46 129H47V127H46ZM53 129H51V130H53ZM55 129V130H56ZM71 129V130H70ZM75 129H77V128H75ZM74 129V130H75ZM82 129V128H81ZM90 129V128H89ZM94 129V128H93ZM152 129V128H151ZM187 129V128H186ZM195 129V128H194ZM209 129V128H208ZM222 129V128H221ZM229 129H230V127H229ZM245 129V127L243 128V130ZM8 130H10V128H8ZM19 130V129H18ZM21 130V129H20ZM34 130V129H33ZM32 130V128H31V131H33ZM38 131H39V129H37ZM44 130V129H43ZM57 130V131H58ZM84 130V129H83ZM149 130V129H148ZM165 130V129H164ZM175 130V129H174ZM192 130V129H191ZM224 130V129H223ZM222 130V131H223ZM242 130V129H241ZM242 130V132H245V131H243ZM26 132H30V129H29V131H27V130H25ZM54 131V130H53ZM56 131V132H57ZM68 131V132H69ZM160 131V130H159ZM176 131H178V130H175V131H172L171 130V132H169V135L170 136H173V137H169L168 139H166V144L168 143L169 144V146L170 147H175V148H180V149H182V150H185V152L187 151V152H189L191 155L193 154L194 155V153H198V152H200L199 150H202L201 149V143H202V139H200V136H199V138L197 137L198 135H196V136H192L191 134L192 133H190V135H187L186 134V131H178V132H176ZM189 131V130H188ZM206 131V130H205ZM213 130L211 129V132H212ZM218 131V133H222L220 130H217ZM220 131V132H219ZM156 132V131H155ZM154 132V133H155ZM173 132H175L176 133V135L175 134H173ZM210 132V134H212ZM230 132V131H229ZM32 133V132H31ZM35 132L33 131V134H34ZM37 133V132H36ZM35 133V134H36ZM40 133H42V132H40ZM53 133V132H52ZM51 133V134H52ZM80 133L81 132H78L77 134H76V136H79L80 135ZM216 133V130H215V132H214V134ZM218 133H216V134H218ZM225 133V132H224ZM223 133V134H224ZM228 133V132H227ZM22 134V133H21ZM44 134V133H43ZM50 134V133H49ZM62 134H63V132H62ZM61 134V135H62ZM71 134V133H70ZM70 134H68V135H70ZM73 134V133H72ZM92 134H94V131L92 132ZM189 134V133H188ZM198 134V133H197ZM201 134H203V133H201ZM200 134V135H201ZM205 134V133H204ZM209 134V135H210ZM214 134H213V136H214ZM226 134V133H225ZM239 134H240V132H239ZM243 134V133H242ZM244 134H246V133H244ZM243 134V135H244ZM25 135V134H24ZM53 135V134H52ZM55 135L56 134H54V137H55ZM60 135V136H61ZM64 135V134H63ZM63 135L61 136V137H63ZM67 135V134H66ZM146 135V134H145ZM150 135V134H149ZM160 135V134H159ZM168 135V136H169ZM194 135H195V133H194ZM208 135V134H207ZM206 135V136H207ZM235 135H236V133L234 134V137H235ZM241 135V134H240ZM239 135V136H240ZM56 136H58V135H56ZM71 136V135H70ZM70 136L68 137V138H70ZM82 136V135H81ZM81 136H79L80 138H81ZM162 136V135H161ZM205 136V135H204ZM212 136V135H211ZM218 136H219V138H220V136H223V135H215L213 138L214 139H212V144H213V146H217V145H219V138H218ZM226 136H228L227 134H226ZM253 136V135H252ZM30 137V136H29ZM35 137V136H34ZM53 137V138H54ZM61 137H59L60 139H63V138H61ZM65 138H66V136H64ZM72 137V136H71ZM74 137V136H73ZM72 137V138H73ZM106 137V136H105ZM155 137V136H154ZM223 137H225V136H223ZM223 137H221V138H223ZM229 137V136H228ZM232 137V136H231ZM233 137V138H234ZM48 138H50V137H48ZM52 138V139H53ZM56 138V137H55ZM68 138L67 139H63V140H65L64 142H66V143H68L67 142V140H68ZM72 138H70V139H72ZM79 138V139H80ZM88 138H89V136H88ZM87 138V139H88ZM96 138V137H95ZM147 139V140H145V139ZM207 138V137H206ZM238 138V137H237ZM236 138V139H237ZM32 139V138H31ZM57 139H58V137H57ZM56 139V140H57ZM60 139H58V140H60ZM104 139V138H103ZM152 139V138H151ZM158 139V138H157ZM156 139V141L154 142V140H153V142L151 143V144H153V143H155V144H160V142L162 141V140H160V138H159V140H157ZM226 140L228 139V138H225ZM224 139V140H225ZM235 139V140H236ZM239 139V138H238ZM262 139V138H261ZM109 140V139H108ZM206 140V139H205ZM211 140V139H210ZM229 140V139H228ZM248 140H250L251 141V139H248ZM257 140V139H256ZM62 141V140H61ZM72 141V140H71ZM92 141V140H91ZM209 141V140H208ZM223 141V140H222ZM231 141V140H230ZM230 141H225L224 143H226V142H228V145L232 142H230ZM237 141V140H236ZM255 141V140H254ZM17 142V141H16ZM57 142V141H56ZM63 142V143H64ZM109 142V141H108ZM230 142V143H229ZM238 142V141H237ZM260 142V141H259ZM25 143V142H24ZM63 143L61 144V146L59 145V147H63L62 145H63ZM73 143V142H72ZM88 143V142H87ZM94 143V142H93ZM107 143V142H106ZM115 143V142H114ZM140 143H142V144H140ZM162 143V142H161ZM164 143H165V141H164ZM208 143V142H207ZM233 143V142H232ZM18 144H19V142H18ZM17 144V145H18ZM57 144H58V142H57ZM71 143H70V140H69V143H68V146H72V145H70ZM75 144V143H74ZM73 144V145H74ZM80 144V143H79ZM83 144V143H82ZM81 144V145H82ZM89 144V143H88ZM92 144V143H91ZM116 144V143H115ZM118 144V143H117ZM147 144V145H148ZM245 144V143H244ZM10 145V146H9ZM19 145H21V143L19 144ZM64 145H66L65 143H64ZM76 145V144H75ZM134 145V146H133ZM154 145V144H153ZM208 145V144H207ZM227 145V144H226ZM232 145V144H231ZM241 145V144H240ZM255 145V144H254ZM26 146V145H25ZM78 146H80V145H78ZM86 146V145H85ZM106 146H108V145H106ZM124 146V147H125ZM146 146V145H145ZM159 146V145H158ZM169 146L167 147L168 149H170L169 148ZM210 146V145H209ZM208 146V147H209ZM212 146V145H211ZM246 146V145H245ZM14 147H15V145H14ZM14 147H12V148H14ZM73 147V146H72ZM76 147V146H75ZM90 147V146H89ZM148 148L150 147V145L149 146H147ZM152 147V146H151ZM150 147V148H151ZM157 147V146H156ZM161 147H162V145H161ZM218 147V146H217ZM223 147V146H222ZM228 147V146H227ZM16 148H17V146H16ZM31 148V147H30ZM64 148V147H63ZM67 148V147H66ZM65 148V149H66ZM101 148V147H100ZM109 148V147H108ZM155 148V145H154V147L152 148V149H154ZM159 148H160V146H159ZM174 148V149H175ZM205 148V147H204ZM207 148V147H206ZM210 148H212V147H210ZM221 148V146L219 147V149ZM60 149V148H59ZM77 149V148H76ZM96 149V148H95ZM123 149H125V148H123ZM141 149V148H140ZM158 149V148H157ZM157 149H155V150H157ZM161 149H163V148H161ZM168 149H166V150H163L162 152H159V153H161V154H164L163 156H166L168 159H172V158H174L173 157V155L174 154H176V153H170V151L168 150ZM176 149V150H177ZM218 149V148H217ZM222 149V148H221ZM221 149L219 150V151H221ZM15 150V149H14ZM19 150V149H18ZM31 150V149H30ZM66 150H69L68 148L66 149ZM66 150H65V153L64 154H66V155H68L67 153H66ZM73 150H74V148H73ZM72 150V148L69 150V152L70 151H73ZM80 150V149H79ZM223 150V149H222ZM246 150H247V148H246ZM9 151V152H8ZM17 151V150H16ZM39 151V150H38ZM60 151V150H59ZM102 151V150H101ZM108 151V150H107ZM159 151V150H158ZM161 151V150H160ZM180 151V150H179ZM178 151V152H179ZM209 151V150H208ZM211 151V150H210ZM218 151V150H217ZM218 151V152H219ZM225 151H226V149H225ZM46 152V151H45ZM62 152V151H61ZM117 152V151H116ZM145 152V151H144ZM147 152V151H146ZM156 152V151H155ZM173 152V151H172ZM181 152V151H180ZM183 152V151H182ZM186 152V153H187ZM232 152V151H231ZM257 152V151H256ZM27 153H30V151L29 152H23V151H21L19 154L20 155H26ZM34 153V152H33ZM42 153V152H41ZM44 153V152H43ZM71 153H73V152H71ZM100 153V152H99ZM156 153H158V152H156ZM158 153V154H159ZM184 153V152H183ZM242 153V152H241ZM253 153V152H252ZM46 154V153H45ZM44 154V155H45ZM63 154V155H64ZM83 154V153H82ZM97 154V153H96ZM113 154V153H112ZM119 154V153H118ZM117 154V155H118ZM122 154V153H121ZM126 154V153H125ZM143 154V153H142ZM155 154V153H154ZM189 154V155H190ZM205 154V153H204ZM203 154V155H204ZM230 154V153H229ZM247 154V153H246ZM249 154V153H248ZM42 155V154H41ZM52 155V154H51ZM62 155V156H63ZM64 156V158L65 157H67V156ZM99 155V154H98ZM98 155H96V156H98ZM131 155V154H130ZM157 155V154H156ZM178 155H181V153L179 154L178 153ZM185 155V154H184ZM193 155H192V157H193ZM208 155V154H207ZM217 155H218V153H217ZM220 155V154H219ZM241 155V154H240ZM253 155V154H252ZM48 156V155H47ZM61 156V157H62ZM94 156V155H93ZM101 156H102V154H101ZM105 156V155H104ZM188 156V155H187ZM187 156L185 157V158H187ZM232 156V155H231ZM243 156V155H242ZM250 156V155H249ZM262 156V155H261ZM9 157H10V155H9ZM44 157V156H43ZM46 157V156H45ZM44 157V158H45ZM60 157V158H61ZM122 157H124V156H122ZM151 157H152V155H151ZM192 157H190V158H192ZM195 157V156H194ZM198 157V156H197ZM203 157V156H202ZM211 157V156H210ZM243 157H246V155L245 156H243ZM20 157H18V159H19ZM47 159H48V157H46ZM69 158V157H68ZM86 158V157H85ZM98 158V157H97ZM179 158V157H178ZM200 158V157H199ZM199 158H198V160H199ZM215 158H217V156L215 157ZM229 158V157H228ZM241 158V157H240ZM9 158H7V160H8ZM11 159V158H10ZM28 159V158H27ZM41 159V158H40ZM47 159H46V161H47ZM67 159V158H66ZM109 159V158H108ZM113 159V158H112ZM115 159V158H114ZM137 159V158H136ZM135 159V160H136ZM183 158L181 157V160H182ZM197 159V158H196ZM211 159H212V157H211ZM262 159H263V157H262ZM4 160V159H3ZM7 160H5V161H7ZM13 161L15 160V159H12ZM17 160V159H16ZM24 160V159H23ZM44 160V159H43ZM49 160L50 159H48V163H49ZM75 160V159H74ZM80 160H81V158H80ZM91 160V159H90ZM89 160V161H90ZM103 160V159H102ZM130 160V159H129ZM145 160V159H144ZM151 160V159H150ZM149 160V161H150ZM186 160H188V159H186ZM198 160H196V161H198ZM201 160V159H200ZM216 160V159H215ZM230 160V159H229ZM237 161H238V159H236ZM235 160V161H236ZM243 160V159H242ZM251 160V159H250ZM10 160H8V165H9V163H10V165H11V161L9 162ZM12 161V162H13ZM25 161V160H24ZM28 161V160H27ZM35 161V160H34ZM42 161V160H41ZM40 161V162H41ZM73 161V160H72ZM71 161V162H72ZM86 161V160H85ZM93 161V160H92ZM121 161H123V160H121ZM143 161V160H142ZM170 161H172V163H173V159L172 160H170ZM195 161V160H194ZM204 161V160H203ZM236 161V162H237ZM39 162V161H38ZM46 162V163H47ZM108 162V161H107ZM113 162H115V161H113ZM128 162V161H127ZM130 162V161H129ZM156 162V161H155ZM161 162H163V161H161ZM174 162H175V160H174ZM189 162V161H188ZM188 162H186L187 164H188ZM215 162V161H214ZM229 162V161H228ZM253 162V161H252ZM1 163H0V165H1ZM6 163V162H5ZM7 163L3 166V165H1V167H2V169L4 170V173L6 172L5 171V169H4V167L5 166H8L7 165ZM26 163V162H25ZM27 163H29V167H30V163H31V161L30 162H27ZM33 163V162H32ZM46 163H45V165H46ZM47 163V164H48ZM73 163V162H72ZM71 163V164H72ZM78 163V162H77ZM97 163L99 164V160L97 161ZM116 163V162H115ZM158 163V162H157ZM192 163V162H191ZM198 163H201V162H198ZM233 163V162H232ZM258 163V162H257ZM259 163H262V162H259ZM12 164H14V163H12ZM35 165L37 164L36 163V161H35V163H34ZM34 164H31V166L33 165L34 166ZM38 164H40V163H38ZM37 164V165H38ZM52 164V163H51ZM50 164V165H51ZM78 164H80V163H78ZM76 165V166H79L76 170H77V172H79V171H82L81 169H83V167L84 166H82V165ZM84 164V163H83ZM91 164H93V163H91ZM104 164V163H103ZM102 164V165H103ZM120 164V163H119ZM122 164V163H121ZM190 164V163H189ZM205 164V163H204ZM206 164H207V162H206ZM228 164H230V163H228ZM234 164V163H233ZM242 164V163H241ZM255 164H256V162H255ZM263 164V163H262ZM19 165V164H18ZM21 165H22V163H21ZM24 165V164H23ZM41 165H42V163H41ZM41 165H39V166H41ZM74 165V164H73ZM108 165V164H107ZM125 165V164H124ZM143 165V164H142ZM141 165V166H142ZM151 164H149V166H150ZM160 165H162V166H164L165 168H161L162 170H165V171H167V165H165V164H159V166ZM175 165L176 166H174V170H172V172H171V174L169 173L170 171H168V172H165L166 173V175H164V177L162 178V180H160V181H156L155 180V184H156V182H159V184H160V182L161 181H166V182H168L169 183V185H170V188L168 187V185L167 184H165V183H161L160 185H158V183H157V185L158 186H161L162 184H165L167 187H166V189L164 190V188H165V185H163V186H161L160 188H158L157 186H151V187H155V189L158 191L159 190V192H157V191H154L153 189H151V187L149 188V187H147V185H146V187H147V189H148V192L147 193H151V194H155L156 192V194H175V196H178V195H180V196H187V194H185L184 192H181L184 188L186 189V187L188 186V185H194V183L196 182V179H197V176H198V174L199 173H202V174H205L204 173V170L202 171V169H200V170H194V168L192 169V172L191 171H189V172H191V173H185V172H183V171H177V165H178V163H177V161L175 162ZM181 165V164H180ZM211 165H212V163H211ZM237 165V164H236ZM257 165V164H256ZM259 165H261V164H259ZM16 167H19V166H17V165H15ZM25 166V165H24ZM70 166V165H69ZM126 166V165H125ZM128 166H129V163H128ZM127 166V167H128ZM133 166L135 167V165L133 164ZM189 166V165H188ZM190 166H192V165H190ZM196 166H198V164H196ZM214 166V165H213ZM233 166V165H232ZM237 166H239V164L237 165ZM241 166V165H240ZM12 167H14V165L12 166ZM28 167V166H27ZM26 167V169L28 170L29 168H27ZM35 167V166H34ZM32 167V171L35 169V171H33L32 173H29V174H31V176H32V174H34V173H36L37 172V170H36V168L37 167ZM59 167V166H58ZM111 167V166H110ZM127 167H125V168H127ZM148 167V166H147ZM249 167H250V163H249ZM251 167H252V165H251ZM254 167V166H253ZM260 167H262V166H260ZM8 168V167H7ZM6 168V169H7ZM34 168V169H33ZM42 168V167H41ZM60 168V167H59ZM87 168V167H86ZM106 168H108V167H106ZM142 168V167H141ZM144 168V167H143ZM179 168V167H178ZM196 168H198V167H196ZM215 169H216V167H214ZM242 168V167H241ZM255 168H256V166H255ZM258 168H259V166H258ZM16 168H13V169H11V173L12 174H14V175H11V173L9 174V171H7V173L8 174H6L7 176H9L8 177V179H11L12 178V176L14 177H16V176H19L20 178H21V176L23 177V174H21L22 172L24 173V171H26V173H28L29 172V170H28V172H27V170L25 169V167H24V169H20V167L18 168L19 170H21L22 172L20 173L21 174V176H20V174L19 173H15V171H12V170H15ZM18 169H16L17 171L16 172H18ZM58 169V168H57ZM130 169V168H129ZM128 169V170H129ZM180 169V168H179ZM212 169V168H211ZM226 169H228L227 167H226ZM232 169V168H231ZM233 169H235V167L233 168ZM243 169V168H242ZM247 169H248V167L245 169L246 170V172H247ZM8 170V169H7ZM10 170V169H9ZM52 170H54V169H52ZM63 170V169H62ZM61 170V171H62ZM86 170V169H85ZM84 170V171H85ZM131 170V172L132 171H136V168H133V169H130ZM151 170V169H150ZM169 170V169H168ZM236 170H237V168H236ZM238 170H239V168H238ZM237 170V172H239ZM249 170V169H248ZM264 170V169H263ZM2 171V170H1ZM0 171V173L1 174H3L2 172ZM47 171V170H46ZM50 171H51V169H50ZM65 171V170H64ZM70 171V170H69ZM75 171V170H74ZM119 171V170H118ZM212 171H214L213 169H212ZM218 171V170H217ZM216 171V172H217ZM233 171V170H232ZM241 171V170H240ZM244 171V170H243ZM260 171H261V169H260ZM20 172V171H19ZM31 172V171H30ZM58 172V171H57ZM138 172V171H137ZM136 172V173H137ZM148 172V171H147ZM161 172V171H160ZM162 172H164V171H162ZM215 172V173H216ZM230 172H231V170H230ZM263 172V171H262ZM80 173V172H79ZM119 173V172H118ZM139 173H141V172H139ZM146 173V172H145ZM158 173V172H157ZM214 173V172H213ZM219 173H221V172H219ZM231 173H233V175H234V172H231ZM241 173V172H240ZM239 173V174H240ZM242 173H244V172H242ZM253 173V172H252ZM19 174V175H18ZM142 174V173H141ZM162 174V173H161ZM210 174H211V172H210ZM221 174H223V173H221ZM3 175H5V174H3ZM5 175V176H6ZM72 175V174H71ZM84 175V174H83ZM115 175V174H114ZM143 175V174H142ZM141 175V176H142ZM227 175V174H226ZM236 175V174H235ZM258 175V174H257ZM1 176V175H0ZM44 176V175H43ZM65 176H67L66 174H65ZM69 176V175H68ZM135 176V175H134ZM156 176V175H155ZM201 176V175H200ZM200 176H198V178L200 177ZM205 176H206V174H205ZM240 176V175H239ZM245 177H246V175H244ZM262 176H264V175H262ZM261 176V177H262ZM4 177V176H3ZM11 177V178H10ZM24 177H27L26 176V174L24 175ZM62 178H63V176H61ZM126 177V176H125ZM125 177H124V179H125ZM158 177V176H157ZM157 177H154V179L155 178H157ZM208 177V176H207ZM237 178H238V176H236ZM249 177H251L250 175H249ZM16 178H18V177H16ZM28 178H31V177H28ZM34 178V177H33ZM67 178H69V177H66V179ZM112 178V177H111ZM120 178V177H119ZM135 177H133V179H134ZM232 178V177H231ZM264 178V177H263ZM15 179V178H14ZM41 178H39V180H40ZM47 179V178H46ZM52 179H53V177H52ZM70 179V178H69ZM144 179V178H143ZM153 179V180H154ZM159 178H157V180H158ZM161 179V178H160ZM238 179H240V178H238ZM243 179V178H242ZM245 179V178H244ZM247 179V178H246ZM245 179V180H246ZM2 180V179H1ZM13 179H11V181L9 180V183L10 184H13V185H11L12 187H10L9 186V188H8V190L5 192L6 194H4L5 195V197H0V213H2L1 215L3 216V217H6V214H15V213H17V214H21L22 215V217L26 220V221H28V223L29 222H39V221H42L43 222V220L45 221V220H47V215H46V213H44L43 211H41V207H42V199H38L37 200V202L34 204V207H29L28 206V204H27V202L26 201H23V202H21V203H19V201H21V200H19L18 201V195L19 194H17V186L16 187H14V185L16 184L15 182L17 181V180H13L14 181V183H13V181H12ZM21 179H19V181H20ZM30 180V179H29ZM50 180V179H49ZM198 180V179H197ZM200 180V179H199ZM205 179H203V181H204ZM235 180V179H234ZM249 180H251L250 178H249ZM3 181V180H2ZM34 181V180H33ZM43 181V180H42ZM56 181V180H55ZM59 181H61V180H59ZM119 181V180H118ZM117 181V182H118ZM135 181H136V179H135ZM140 181H143V180H140ZM201 181V180H200ZM220 182L219 183H221V181L222 180H219ZM225 181H227V180H225ZM7 182V181H6ZM5 182V183H6ZM29 182V181H28ZM27 182V183H28ZM80 182V181H79ZM117 182H111L110 184H109V189L110 190H112L113 188H115L117 185H119L120 186V184H117ZM138 182V181H137ZM149 182V181H148ZM250 182V181H249ZM254 182V181H253ZM261 182H262V180H261ZM20 183V182H19ZM21 183H22V180H21ZM36 183V182H35ZM41 183V182H40ZM55 183V182H54ZM120 183H121V181H120ZM127 183V182H126ZM132 183V182H131ZM141 183V182H140ZM139 183V184H140ZM200 183V182H199ZM203 183V182H202ZM241 183V182H240ZM246 183V182H245ZM260 183V182H259ZM8 184V183H7ZM37 184V183H36ZM63 184V183H62ZM103 184L104 183H102L101 181H97L96 180V182H92V185H90V186H87V187H85L84 185H82V186H79V187H75L76 189H75V191L69 196V197H66L67 198V202H66V204L63 206V208H62V210L63 209H66L67 207H69V205H70V207H76L73 203L74 202H72V201H74V200H77L78 201V203H77V205H78V207H81V206H83L84 207V205H86V203L87 202H85V201H83V200H85V199H82L81 198V194L83 193V192H87V193H89V194H95L97 191H98V189H100V188H102V186H103ZM134 184V183H133ZM136 184V183H135ZM139 184H138V186H139ZM230 184V183H229ZM51 185V184H50ZM71 185V184H70ZM128 185H129V183H128ZM173 185H180V187H173ZM218 185H220V184H216L215 185V188L217 187V189L218 188H220V186L218 187ZM253 185V184H252ZM1 186V185H0ZM58 186V185H57ZM64 186V185H63ZM76 186V185H75ZM108 186V185H107ZM123 186V185H122ZM171 186H172V188H171ZM225 186V185H224ZM237 186V185H236ZM52 187V186H51ZM54 187V186H53ZM52 187V188H53ZM157 187V188H156ZM226 187V186H225ZM229 187H231V186H229ZM235 187V186H234ZM241 187V186H240ZM262 187V186H261ZM24 188V187H23ZM55 188H56V186H55ZM54 188V189H55ZM126 188H127V186H126ZM138 188H140V187H138ZM178 188H180V189H182L181 191L180 190H178ZM193 188H194V186H193ZM244 188V187H243ZM250 188V187H249ZM253 188V187H252ZM22 189V188H21ZM59 189H60V187H59ZM58 189V190H59ZM71 189V188H70ZM69 189V190H70ZM160 189H163V190H161L160 191ZM183 190V191H185L186 192V190ZM187 189H190V188H187ZM222 189V188H221ZM225 189V188H224ZM232 189V188H231ZM246 189V188H245ZM19 190V189H18ZM55 190H57V189H55ZM113 190H115V189H113ZM128 190V189H127ZM126 190V191H127ZM132 190V189H131ZM140 190V189H139ZM218 190H220V189H218ZM226 190H228V189H225L224 191H226ZM236 189H232V191H235ZM251 190V189H250ZM253 190V189H252ZM4 191V190H3ZM105 191V190H104ZM143 191H145V190H143ZM206 191V190H205ZM217 191V190H216ZM231 190H228L227 192H223V193H221L220 195H219V191H218V196H217V198L218 197H220V198H218V199H220V200H222V202L223 203H225L224 201V199H227V202L229 201V199H231V201H230V204H231V202H233L234 201V199H233V197L231 198V194L233 193V194H236V192L234 193V192H232ZM237 191V190H236ZM248 191V190H247ZM19 192H20V190H19ZM45 192V191H44ZM120 192V191H119ZM131 192V191H130ZM228 192H232L231 194L229 193L228 194ZM259 192V191H258ZM60 193V192H59ZM142 193V192H141ZM205 193V192H204ZM216 193L217 192H214V194H215V196H216ZM262 193V192H261ZM145 194V193H144ZM150 194V195H151ZM238 194V193H237ZM236 194V196L235 195H233V196H235L236 198L238 197V195ZM240 194V193H239ZM249 194H250V192H249ZM255 194H257V193H255ZM259 194V193H258ZM2 195V194H1ZM27 195V194H26ZM253 195V194H252ZM260 195V194H259ZM258 195V196H259ZM93 196V195H92ZM91 196V197H92ZM130 196V195H129ZM132 196H133V194H132ZM140 196V195H139ZM155 196V195H154ZM167 196V195H166ZM173 196V195H172ZM214 195H212V197H213ZM214 196V197H215ZM228 196V197H227ZM230 196V197H229ZM240 196H242V195H240ZM255 196H257V195H255ZM261 196V195H260ZM134 197V196H133ZM169 197V196H168ZM209 197V196H208ZM211 197V198H212ZM213 197V199L215 200V198ZM263 197V196H262ZM94 198V197H93ZM176 198H178V197H176ZM180 198V197H179ZM178 198V199H179ZM240 198V197H239ZM259 198V197H258ZM170 199V198H169ZM181 199V198H180ZM208 199H210V198H208ZM243 199H245V198H243ZM257 199V198H256ZM261 199V198H260ZM148 200V199H147ZM146 200V201H147ZM150 200V199H149ZM174 200V199H173ZM200 200V199H199ZM233 200V201H232ZM241 200V199H240ZM255 200V199H254ZM261 200H263V198L261 199ZM260 200V201H261ZM43 201H44V199H43ZM46 201V200H45ZM55 201V200H54ZM86 201H87V199H86ZM91 201V200H90ZM94 201V200H93ZM130 201V200H129ZM181 201V200H180ZM208 201V200H207ZM215 201H218L217 199L215 200ZM214 201V202H215ZM236 201H238V200H236ZM259 201V200H258ZM134 202V201H133ZM192 202V201H191ZM211 202H213V200L211 201ZM219 202V201H218ZM227 202L225 203V204H227ZM44 203V202H43ZM76 203V202H75ZM90 203V202H89ZM92 203V202H91ZM138 203V202H137ZM142 203V202H141ZM183 203H185V201L184 202H182V205L184 206H186V204L187 203H185V204H183ZM189 203V202H188ZM229 203V202H228ZM240 203H242V202H240ZM136 204V203H135ZM194 204V203H193ZM211 204V203H210ZM233 204H235V202H233ZM232 204V205H233ZM237 204V203H236ZM235 204V205H236ZM243 204V203H242ZM247 204V203H246ZM251 204V203H250ZM253 204V203H252ZM260 204V203H259ZM33 205V204H32ZM49 205L50 204H47L46 206H47V208H49ZM124 205V204H123ZM131 205V204H130ZM149 205V204H148ZM178 205V204H177ZM181 205V204H180ZM179 205V206H180ZM219 205V204H218ZM222 205V204H221ZM228 206H230L229 204H227ZM245 205V204H244ZM50 206H52V205H50ZM125 206V205H124ZM175 206V205H174ZM173 206V207H174ZM190 206H193V205H190ZM188 207V205H187V207L190 209V212L192 211V207ZM201 206H202V203H201V200H200V202H199V204L197 205V207H196V212L193 210L192 211V213H194L195 212V214H196V216L199 218V216H200V214H201ZM215 206H216V202H215ZM243 206V205H242ZM241 206V207H242ZM264 206V205H263ZM53 207V206H52ZM52 207H50L49 209H51ZM142 207V206H141ZM146 207V206H145ZM168 207V206H167ZM178 206H176V208H174V209H178L177 208ZM182 207V206H181ZM233 207V206H232ZM246 207V206H245ZM46 208V207H45ZM85 208V207H84ZM143 208V207H142ZM185 208V207H184ZM187 208V209H188ZM193 208H194V206H193ZM219 208V207H218ZM228 208V207H227ZM231 208V207H230ZM260 208V207H259ZM144 209V208H143ZM180 209V208H179ZM178 209V210H179ZM183 209V208H182ZM186 209V208H185ZM184 209V211L186 212V210ZM206 209V208H205ZM221 209V210H220ZM225 209V208H224ZM238 209V208H237ZM243 209H245V208H243ZM251 209V208H250ZM253 209H255V208H253ZM261 210L262 209H264V208H260ZM85 210V209H84ZM121 210V209H120ZM164 210V209H163ZM209 210V209H208ZM219 210H220V212L222 211V208H219ZM241 210H242V208H241ZM245 210H247V209H245ZM256 210H259V209H256ZM79 211V210H78ZM129 211V210H128ZM150 211V210H149ZM158 211V210H157ZM160 211V210H159ZM167 211V210H166ZM188 211V210H187ZM230 211V210H229ZM232 211V210H231ZM230 211V212H231ZM237 211V210H236ZM243 211V210H242ZM249 211V210H248ZM247 211V212H248ZM262 211H264V210H262ZM88 212V211H87ZM161 212H162V210H161ZM164 212V211H163ZM172 212V211H171ZM180 212H181V209H180ZM179 212V213H180ZM184 212V213H185ZM212 212H214V211H212ZM225 212V211H224ZM235 212V211H234ZM238 212H239V210H238ZM260 212V211H259ZM175 213V212H174ZM176 213H178V211L176 212ZM188 213H189V211H188ZM216 213V212H215ZM257 213V212H256ZM85 214H87V213H85ZM130 214V213H129ZM154 214V213H153ZM152 214V215H153ZM171 214V213H170ZM186 214V213H185ZM190 214V213H189ZM205 214H207V212L205 213ZM204 214V215H205ZM238 214V213H237ZM243 214H245L246 216H247V214H246V211L243 213ZM263 216H264V212H262L261 213ZM0 215V216H1ZM49 215V214H48ZM155 215H157L156 213H155ZM159 215V214H158ZM178 215H183V212H182V214L180 213V214H178ZM192 215V216H191ZM220 215V214H219ZM228 215V214H227ZM226 215V216H227ZM240 215V214H239ZM238 215V216H239ZM242 215V214H241ZM241 215H240V217L239 218H241ZM245 215H242L243 216V218L244 217H246ZM250 215H251V213H250ZM250 215H248L247 217H249ZM1 216V217H2ZM77 216H79V215H77ZM154 216V215H153ZM194 215L193 214H190V218L191 217H193ZM208 216V215H207ZM206 216V217H207ZM210 217H211V215H209ZM214 216V215H213ZM253 216V215H252ZM8 217L10 218L11 217V215L9 216L8 215ZM8 217H7V219H8ZM15 218H19V216L17 217L16 216V214H15V216H14ZM83 218H84V216H82ZM81 217V218H82ZM129 217V216H128ZM183 217V216H182ZM185 217V216H184ZM196 217V219L198 220V218ZM202 217V216H201ZM204 217V216H203ZM215 217V216H214ZM218 217V216H217ZM220 217V216H219ZM232 217V216H231ZM235 217V216H234ZM257 217V216H256ZM258 217H259V215H258ZM262 217V216H261ZM260 217V218H261ZM22 218V219H23ZM156 218V217H155ZM207 218H209V217H207ZM213 218V217H212ZM225 218V217H224ZM238 218V219H239ZM11 219V221H12V219L13 218H10ZM23 219V220H24ZM79 219V218H78ZM88 219V218H87ZM130 219V218H129ZM193 219V218H192ZM195 219V218H194ZM214 219V218H213ZM221 219V218H220ZM236 219H237V217H236ZM242 219V218H241ZM258 219V218H257ZM264 219V218H263ZM4 220H6V218L4 219ZM19 220H21V219H19ZM205 220V219H204ZM210 220V219H209ZM228 220H230V219H228ZM240 220V219H239ZM239 220H237L238 222H241V221H239ZM250 220H252L251 222H254L255 220L254 219H250ZM254 220V221H253ZM79 221V220H78ZM191 221V220H190ZM199 221V220H198ZM198 221H193L192 223H190V225L188 224L187 226H190L188 229L187 228H185V229H187V230H185V231H181V229H180V231L178 230V232L175 234L174 233V235H173V233H171L172 235L168 238V237H166L165 236V238H166V240H168V241H165V243H166V247L167 246H169L170 248H172V249H169V247L167 248V250H165L167 253H165V254H167V255H165L164 257H163V255H162V257H160L159 255V253H157V254H155V252H154V254H155V257L157 258L156 260H154V264H174V263H172L171 261H172V259L170 260V258L168 257V255L170 256V254L171 255H181L182 254V256H181V258L179 259V261H178V263L177 264H203V262H204V259H205V253L207 252V250L209 249V247H207L206 246V242L208 241V236H206L208 233H206V235H204V233H203V231L205 230V226H207V225H205V226H202L201 224H197V222ZM200 221H202L201 219H200ZM211 221V220H210ZM209 221V222H210ZM222 221V220H221ZM243 221V220H242ZM260 221V220H259ZM2 222H4V221H2ZM7 222V224H8V220L6 221ZM14 222V221H13ZM23 222V221H22ZM82 222V221H81ZM213 222V221H212ZM220 222V221H219ZM218 222V223H219ZM228 222V221H227ZM234 222V221H233ZM244 223H246L245 222V218H244V221H243ZM243 222H241V225L243 224ZM247 222H249V220L247 221ZM250 222V223H251ZM11 223V222H10ZM9 223V224H10ZM24 223H26L27 224V222H24ZM39 223H41V222H39ZM84 223V222H83ZM125 223H128L127 221L125 222ZM183 223V222H182ZM188 223V222H187ZM200 223V222H199ZM217 223V224H218ZM222 223V222H221ZM221 223H220V225H221ZM235 223V222H234ZM254 223H258V222H254ZM6 224V223H5ZM4 224V226H6ZM14 224V223H13ZM12 224V225H13ZM30 224V223H29ZM171 224V223H170ZM176 224V223H175ZM174 224V225H175ZM192 224V225H191ZM230 224H231V222H230ZM256 224H255V226L253 227L255 230H257V232H255V230H254V232L256 233V234H254V233H252V232H250L249 230V232L247 231V230H245V229H241L239 226H241L240 225V223H239V225H237L236 227H237V229L238 228H240V231L239 232H237V233H233V234H228L229 236H230V240H231V244L232 245H234L233 247H232V249H233V251L235 252V254H233V256H231L230 255V261H231V263H233L234 262V260L238 257V258H240V255L239 254H241L243 251V247L242 246H240L239 244H240V242L241 241H243V244H244V241L245 240H249V243H250V241H252L253 243H251L250 245L248 244V250L247 251H249L250 250V252H246L247 253V260H246V262H244L243 261V257L241 256V258L240 259H237V260H240L239 262L241 263V264H243V262H244V264H248V258H251L252 259V257H257L258 256V254H256V256H253V255H251V253L254 251V252H257V253H260L261 251H262V249H263V255H264V236L262 235V236H260V232L262 231H260L259 229H262V228H259V226H258V228H255L256 227ZM34 225V224H33ZM36 226L37 225H40V224H38V223H36L35 224ZM85 225V224H84ZM125 225V224H124ZM173 225V224H172ZM226 225V224H225ZM232 225H233V223H232ZM251 225H252V223H251ZM251 225H250V227H251ZM258 225V224H257ZM260 225V224H259ZM261 225H262V222H261ZM32 226V225H31ZM123 226V225H122ZM183 227H184V225H182ZM210 226H212V225H210ZM244 226H245V224H244ZM264 226V225H263ZM2 227V226H1ZM7 227H8V225H7ZM10 227V226H9ZM80 227V226H79ZM83 227V226H82ZM221 228H218V229H224V228H222V226H220ZM225 227V226H224ZM227 227H228V225H227ZM230 227V226H229ZM228 227V228H229ZM40 228V227H39ZM56 228V227H55ZM59 228V227H58ZM84 228V227H83ZM126 228V227H125ZM211 228V227H210ZM245 228V227H244ZM249 228V227H248ZM264 228V227H263ZM2 229V228H1ZM10 229V228H9ZM12 229V228H11ZM10 229V230H11ZM29 229V228H28ZM41 229V228H40ZM50 229V228H49ZM94 229V228H93ZM156 229V228H155ZM170 229V228H169ZM230 229V228H229ZM228 229V230H229ZM4 230V229H3ZM1 231L0 230V238H5L6 239V237H8V236H10V235H8L7 233H5L4 231H6V230H4V231ZM57 230V229H56ZM60 230V229H59ZM83 230V229H82ZM86 230V229H85ZM166 230V229H165ZM211 230V229H210ZM226 230H227V228H226ZM235 230V229H234ZM8 231V230H7ZM14 231V230H13ZM20 231V230H19ZM18 231V232H19ZM40 230H37V229H33V228H30V230H29V236L30 237H32L33 238V241H29V240H25L24 242H25V244H27L28 246L30 245L31 247L33 246V242H39V241H41V234L40 233H42L41 231L39 232ZM42 231H43V229H42ZM54 231V230H53ZM90 231V230H89ZM92 231V230H91ZM90 231V232H91ZM97 231H99V230H97ZM159 231V230H158ZM216 231V230H215ZM221 231V230H220ZM225 231V230H224ZM223 231V232H224ZM236 231V230H235ZM234 231V232H235ZM260 231V232H259ZM11 232V231H10ZM17 232V233H18ZM50 232V231H49ZM88 232V231H87ZM180 232V233H179ZM227 232V231H226ZM21 233V232H20ZM65 233V232H64ZM89 233V232H88ZM179 233V234H178ZM210 233H211V231H210ZM222 233V232H221ZM220 233V234H221ZM225 233V232H224ZM159 234V233H158ZM212 234V233H211ZM210 234V235H211ZM25 235H26V233H25ZM28 235V234H27ZM89 235V234H88ZM91 235V234H90ZM109 235V234H108ZM156 235V234H155ZM162 235V234H161ZM209 235V236H210ZM15 236V235H14ZM18 236V235H17ZM53 236V235H52ZM99 236V235H98ZM104 236V235H103ZM114 236V235H113ZM154 236V235H153ZM220 236V235H219ZM223 236V235H222ZM16 237V236H15ZM49 237V236H48ZM96 237V236H95ZM105 237V236H104ZM107 237V236H106ZM110 237V236H109ZM211 237V236H210ZM216 237V236H215ZM221 237V236H220ZM262 237H263V241H261L260 239H262ZM51 238V237H50ZM68 238V237H67ZM156 238H158V237H156ZM156 238H155V240H156ZM223 238V237H222ZM15 239V238H14ZM30 239V238H29ZM46 239V238H45ZM84 239H85V237H84ZM103 239V238H102ZM102 239H100V241L102 240ZM111 239H113V238H110V240ZM149 239V238H148ZM159 239V238H158ZM229 239V238H228ZM55 240V239H54ZM106 240V239H105ZM150 240V239H149ZM223 240H224V238H223ZM223 240L221 241V238H220V241H221V243L223 242ZM2 241V240H1ZM13 241V240H12ZM16 242L15 243H17L18 241H20L19 240V238L18 239H16L15 240ZM44 241V240H43ZM72 241V240H71ZM78 241V240H77ZM109 241V240H108ZM135 241V240H134ZM237 241V242H236ZM14 242V241H13ZM132 242V241H131ZM216 242L218 243L219 241L218 240H216ZM224 242H226L225 240H224ZM236 242V243H235ZM247 242V241H246ZM36 243V244H37ZM40 243V242H39ZM79 243V242H78ZM133 243V242H132ZM142 243H144V241L142 242ZM148 243V242H147ZM150 243V242H149ZM148 243V244H149ZM164 243V242H163ZM17 244H19V243H17ZM20 244H21V241H20ZM19 244V245H20ZM70 244V243H69ZM73 244H75V243H73ZM88 244V243H87ZM162 244V243H161ZM12 245H14L13 243H12ZM66 245V244H65ZM91 245V244H90ZM142 245H144V244H142ZM159 245H160V243H159ZM159 245H156V247L157 246H159ZM165 245V244H164ZM163 245V246H164ZM242 245V244H241ZM246 245V244H245ZM15 246V245H14ZM38 246V245H37ZM43 246V245H42ZM75 246H77V244L75 245ZM173 246H174V248H175V246H182V249H181V251H179V248H178V250L176 249V250H174V248H173ZM223 246V245H222ZM252 246H255V247H257V249H253L252 248ZM12 247V246H11ZM26 247V246H25ZM35 247V246H34ZM33 247V248H34ZM55 247V246H54ZM150 247V246H149ZM154 245H153V249H154ZM165 247V246H164ZM201 247H202V249L203 250H201ZM37 248V247H36ZM35 248V249H36ZM38 248H39V246H38ZM46 248V247H45ZM81 248V247H80ZM98 248H100V247H98ZM148 248V247H147ZM151 248V247H150ZM8 249H10V248H8V246L7 245H5L4 246V248L1 246L0 247V264H15V262L13 263V262H11V261H5V260H3V259H1V258H3V256L5 257L6 256V254L8 253V252H10V250H8ZM15 249V248H14ZM29 249H31L30 247H29ZM40 249V248H39ZM38 249V250H39ZM89 249V248H88ZM106 249V248H105ZM111 249V248H110ZM166 249V248H165ZM23 250V249H22ZM37 250V251H38ZM42 250V249H41ZM121 250V249H120ZM146 250V249H145ZM152 250V249H151ZM150 250V251H151ZM163 250V249H162ZM16 251V250H15ZM18 251V250H17ZM16 251V252H17ZM43 251V250H42ZM79 251V250H78ZM85 251V250H84ZM102 250L100 249H97V247L95 248V244H92V246L90 247V251L87 253V257L85 258V257H83V255H82V257L83 258H85V259H83V260H81V262H74L73 264H104V262H105V256H104V251H102ZM107 250H105V252H106ZM114 251V250H113ZM112 251V252H113ZM138 251V250H137ZM142 251H144L143 249H142ZM156 251V250H155ZM201 251V252H200ZM242 251V252H241ZM246 251V250H245ZM13 252V251H12ZM25 252V251H24ZM30 252V251H29ZM75 252H76V250H75ZM118 252V251H117ZM121 252V251H120ZM145 252V251H144ZM162 252V251H161ZM164 252V251H163ZM222 252V251H221ZM20 253V252H19ZM32 253V252H31ZM101 253H103V255H101ZM138 252H136V254H137ZM148 253V252H147ZM152 253V252H151ZM3 254V256H1ZM9 254V253H8ZM15 254V253H14ZM82 254V253H81ZM80 254V255H81ZM83 254H85V252L83 253ZM150 254V253H149ZM223 254V253H222ZM243 254H245V253H243ZM254 254V253H253ZM262 254V253H261ZM11 255V254H10ZM16 255V254H15ZM32 255V254H31ZM31 255H28V256H30L31 257ZM34 255V254H33ZM79 255V256H80ZM110 255H112V253H110ZM113 255H115L114 253H113ZM112 255V256H113ZM145 255V257L148 255V254H144ZM144 255H143V257H144ZM220 255V254H219ZM224 255V254H223ZM9 255H7V257H8ZM44 256V255H43ZM118 256H119V254H118ZM118 256H115L114 258H113V260L110 262L111 264H119V263H117V257ZM138 256V255H137ZM245 256V255H244ZM11 257V256H10ZM14 257V256H13ZM38 257V256H37ZM41 257V256H40ZM107 257V256H106ZM110 258H111V256H109ZM133 257V256H132ZM136 257V256H135ZM173 257V256H172ZM179 257V256H178ZM226 256H222L221 257V255L219 256V261H221L222 262V259H220V258H225ZM260 258H262L261 256H259ZM33 258V257H32ZM48 258V257H47ZM120 257H118V259H119ZM138 258V257H137ZM141 258V257H140ZM253 258V259H254ZM258 258V257H257ZM5 259V258H4ZM14 259V258H13ZM36 259V258H35ZM74 259V258H73ZM109 259V258H108ZM107 259V260H108ZM142 259V258H141ZM141 259H140V261H141ZM226 259V258H225ZM19 260V259H18ZM47 260V259H46ZM72 260V259H71ZM122 260V259H121ZM131 260V262L133 263V261L132 260H134V257L132 258V259H130ZM236 260V261H237ZM256 260V259H255ZM259 260V259H258ZM257 260V261H258ZM34 261L35 260H30L29 262L27 261V262H24L25 264L26 263H28V264H35L34 263ZM115 261V262H114ZM128 261V260H127ZM146 261V260H145ZM175 261V260H174ZM212 261V260H211ZM256 261V262H257ZM37 262V261H36ZM136 262V261H135ZM138 262V261H137ZM226 262V261H225ZM238 262V263H239ZM260 262H261V260H260ZM262 262H263V258H262ZM105 263H107V262H105ZM143 263V262H142ZM176 263V262H175ZM219 262H216V264H218ZM264 263V262H263ZM20 264V263H19ZM44 264V263H43ZM45 264H46V262H45ZM48 264V263H47ZM108 264H109V262H108ZM138 264V263H137ZM220 264V263H219ZM253 264V263H252ZM261 264V263H260Z\"/></svg>","mask_w":264,"mask_h":264},{"label":"flooded vegetation","instance_id":"flooded-vegetation-1","mask_svg":"<svg viewBox=\"0 0 264 264\" xmlns=\"http://www.w3.org/2000/svg\"><path fill=\"white\" fill-rule=\"evenodd\" d=\"M248 4V5H247ZM262 4V5H261ZM245 6H255V7H263L264 6V0H259V2H257V3H255V4H251V2H249V3H246V4H244ZM254 21H258V24H263L262 26H260L259 25V27H261V28H264V17L262 16V17H259V18H253V19H250V20H248V23H252V22H254ZM248 25H244V27H247ZM256 26H252L251 28H255ZM263 35H264V32H263ZM262 41H259V42H256V43H261ZM56 43V42H55ZM54 42H53V45L55 44ZM54 48V47H53ZM58 50V49H57ZM67 51H69V50H67ZM84 52H86L85 50H84ZM60 54L59 53H57V54H55L53 57H55V58H57L58 56H59ZM80 55V52H79V54H78V56ZM58 60V61H57ZM59 60H62L61 58H58V59H54V61H57V62H60L61 63V61H59ZM246 61L247 62H250L251 61V59L248 57V59H246ZM264 61V60H263ZM55 68V69H54ZM55 70V71H54ZM54 74V76L57 78V76H58V80H53V81H51L50 83H49V87H50V94H51V96L49 97V101L51 102V101H53L55 104H56V102H57V100H58V97H59V92L61 91V93H62V95H63V93H65V95L64 96H69V95H73L74 93H75V91L76 90H78V89H76V88H74L75 86H74V80H73V75H66V73L64 72V71H60V68H56L55 66H51L49 69H48V74ZM62 73V74H61ZM64 73V74H63ZM53 76V75H52ZM62 78H63V80H62ZM71 79V80H70ZM70 80V81H69ZM66 81V82H65ZM69 81V82H68ZM63 82H64V84H63ZM70 82H72V84L70 83ZM59 83V84H58ZM68 85H69V87H68ZM56 86V87H55ZM59 86V87H58ZM74 86V87H73ZM58 88H59V90H58ZM56 89V90H55ZM63 89V90H62ZM75 89V90H74ZM65 90H67V91H65ZM260 90L262 91V93H261V97L264 99V81H263V83H262V85L260 86ZM59 91V92H58ZM72 92V93H71ZM77 93H81V92H77ZM82 94V93H81ZM53 96V97H52ZM90 103H88V105H89ZM264 111V110H263ZM48 118V110L45 112V115L43 116V119L44 120H42V118H41V120L40 119H36V120H34L33 118V120L31 121V118H28V117H21L20 119H17V121L15 122H13V124H16V125H18L17 126V130L19 129H21V131H25V130H27V131H29V129H30V132H28V133H33V131L36 133V134H34V135H31V137L30 138H32V139H35L36 140V142L38 143V144H40L41 146H44L45 148H47L48 150H50V152H51V154L54 156L55 155V152H59V155L60 156H62L64 153H65V150L68 148L69 150L72 148V150H73V148H74V150L73 151H70L69 152V150H66V153L68 154V155H74V152L75 151H77V150H79V148L85 143V144H87V142L88 141H83V144H82V140H81V138L80 137H78V138H76V139H74V140H70V145H72V146H68V143H69V140H67V142L68 143H66V142H64L65 140H62V139H60V140H58L57 139V136L55 135V137H54V134H56L53 130V126H51V128L50 127H48L47 125L49 124V125H52V122H51V120H48L47 118ZM28 118V119H27ZM97 120H96V119ZM23 119V120H22ZM30 119V120H29ZM19 120V121H18ZM40 120V123L42 122V124L40 125V123L39 122H37V121H39ZM47 120V121H46ZM96 120V124H95V127H98V130L99 131H101V130H103V127H101V124H99V119L97 118V116H94V121ZM36 121V122H35ZM20 122V123H19ZM30 122H33V123H31V125H30V123H29V125H27L28 123ZM26 123V124H25ZM43 123H44V125H43ZM92 123H93V121H92ZM8 124L10 125V123L8 122ZM23 126H22V125ZM34 124V125H33ZM253 125H255V126H258V127H256V132H255V135H264V118H262L260 121H257V122H254V124ZM21 126V127H20ZM25 126V127H24ZM28 126V127H27ZM100 126V127H99ZM43 127V128H42ZM46 127H47V129H46ZM85 127H87L86 128V130L88 129V126H84V127H82V129H81V127L78 129V132H81L80 133V135H82V134H84L86 131H85ZM27 128V129H26ZM31 128H32V130L33 131H31ZM37 129H39V131L37 130ZM44 129V130H43ZM51 129H53V130H51ZM84 129V130H83ZM16 132V129H14V131H13V133H15ZM40 132H42V133H40ZM53 132V133H52ZM92 132V131H91ZM44 133V134H43ZM50 133V134H49ZM53 135H52V134ZM27 136V135H26ZM35 136V137H34ZM48 137H50V138H48ZM54 137V138H53ZM53 138V139H52ZM80 138V139H79ZM86 138H88V137H86ZM90 138V137H89ZM16 139V136L15 137H13V141ZM57 139V140H56ZM62 140V141H61ZM17 141V142H16ZM58 142V144H57V142ZM15 143H20V141H18V140H15L14 141ZM66 144V145H64V143ZM73 142V143H72ZM63 143V147L61 148V147H59V145L61 146V144ZM76 145H75V144ZM80 143V144H79ZM74 144V145H73ZM82 144V145H81ZM78 145H80V146H78ZM76 146V147H75ZM84 146V145H83ZM67 147V148H66ZM60 148V149H59ZM66 148V149H65ZM77 148V149H76ZM62 151V152H60V151ZM12 152H10L9 153V155H10V157L8 156L7 158H9L8 160H10L11 161V165H10V163H9V165H8V160H7V158L5 157V158H3L2 159V162H4V165L7 163V165L8 166H5L4 167V169L6 170V168L7 169H11V168H13L12 166L14 165V167H16L15 165H17V164H19L18 166L20 167V169L22 170V169H24V167H25V169H26V166H24L23 164L21 165V163H22V161H23V159H25V157H23V156H20V152L21 151H19V150H17L16 151V149L14 150H11ZM9 152V151H8ZM43 152H45V151H42V153L41 154H43ZM64 152V153H63ZM71 152H73V153H71ZM17 154H19V155H17ZM66 154H64L62 157H64ZM18 157H20L19 159H18ZM37 157V156H36ZM41 157V159L40 158H37V161H36V163L38 164V163H40V164H36V165H34L35 167H37L36 168V170H37V172L35 173V174H39V175H41L42 173H43V167L41 168V166H39V165H41V163H42V161L41 160H43V156L41 155L40 156ZM11 158V159H10ZM12 159H15L14 161L12 160ZM17 159V160H16ZM5 160H7V161H5ZM9 161V162H10ZM13 161V162H12ZM39 161V162H38ZM41 161V162H40ZM6 162V163H5ZM0 163H1V161H0ZM12 163H14V164H12ZM69 163V162H68ZM1 165H3V163H1ZM1 165H0V170H3L2 169V167L4 166H2L1 167ZM34 167V168H35ZM33 168V169H34ZM54 168V170L57 168V166H54L53 167ZM16 169H18V168H16ZM21 170H19L18 169V171H21ZM27 170V169H26ZM28 170H29V172H28ZM27 170V172L28 173H26V176L27 175H30L29 173H32L33 171H35V169L32 171L31 169H28ZM11 170H9V173H11L10 172ZM13 171V170H12ZM31 171V172H30ZM24 172H26V171H24ZM7 172H5V174H6ZM4 177H7V176H5L4 175ZM22 177V176H21ZM23 180H24V178H26V177H24V175H23ZM0 179H2V178H0ZM2 180H4V179H2ZM75 180H77V179H75ZM0 226H2V224H0Z\"/></svg>","mask_w":264,"mask_h":264}]
</instances>
